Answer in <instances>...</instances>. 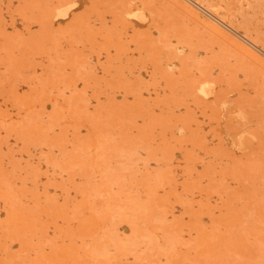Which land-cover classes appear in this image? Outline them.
<instances>
[{"label":"rangeland","instance_id":"374dc122","mask_svg":"<svg viewBox=\"0 0 264 264\" xmlns=\"http://www.w3.org/2000/svg\"><path fill=\"white\" fill-rule=\"evenodd\" d=\"M218 1L217 0L216 1L215 0H206V1L205 0L204 1L203 0L202 1L200 0H0V105H1L0 109H2L0 110V113L2 112L0 114L1 115L0 116V120H1L0 128L2 126V129H0L1 130L0 132L3 134L2 132L3 129L5 131L4 134L9 132V135L6 134L4 136L0 133V145H2L0 146V224H1L0 228H2L0 229L1 230L0 235L5 233L3 234L4 236L3 235L0 236V248H1L0 254L2 253L4 254L0 256V260H1L0 264H10L7 262H10L11 260H12L11 261L12 264L13 263L14 264H25L26 261L28 264H36L37 261L41 262V263L37 262L39 264H45L46 262L47 263L49 262L50 264L51 263L55 264V262L56 264H60V263L61 264L62 263L63 264H76V263L77 264H94V263L101 264V262L102 264H105V262L106 264H157V263H161L162 261L164 262L167 258H168L167 260H170V261L166 260L167 262L165 261V264L167 263L172 264L171 262H173V264H180V263L181 264L183 263L184 264H198L199 258L201 261V260H205L206 257L208 258L207 259V261L209 262L208 264H214L216 260L221 261L224 259L227 261V263L225 260L220 263L224 264L225 262V264H232V261H234L233 264H243V263L252 264V262H254L257 259V261H255L257 263L254 262L255 264L260 263V261H261L260 264H264L263 262L264 261V244H263L264 243V234H263L264 226H262L264 224H261V223H264V80H263L264 79V47H263L264 45L263 43L264 42V37H263L264 36V0H221L219 1V5H218ZM204 2L205 3L210 2L209 5L207 4L208 5L207 8H206L207 5ZM220 2L222 3L224 2L223 4L227 3L228 5L230 3L229 5L230 9L228 5H226L227 7L226 8L224 7L225 5H223ZM120 4L121 5L123 4V7L124 6L125 7L122 8ZM203 4H205V6ZM210 5H212L213 7L212 6L210 7ZM217 7H219L220 9H217ZM119 8L120 9L122 8V10H120ZM229 10L235 11L236 14L232 13V11L229 12ZM117 11H118V14H120V12L121 14L117 15ZM207 11L213 15L216 11L217 13H219V15L216 18V17H213L211 14H209ZM228 14L231 16L235 14L234 16H232V18L233 17L234 18L231 19V16L230 17L228 16L226 18ZM237 16L241 19H238ZM130 17L133 19V21L134 19L136 20L133 22ZM235 20H237L238 22ZM128 22H130V24L133 22L134 24L132 23V25H129ZM240 22H243V23L245 22L244 23L245 25L241 23L243 26L242 28L245 27L244 29H242L241 27L239 28V26L237 27V25H241L239 24ZM141 23L143 25H141ZM254 28H256L257 30L255 31ZM245 31H247L246 34H244ZM252 33H255V34H252ZM261 38H263L262 43L260 41L262 40ZM165 40L167 42L168 40H171V41L167 43ZM259 43L261 44V46H259L260 45ZM167 44H169L168 47H167ZM174 49L176 52L174 51ZM166 52H167V55H165ZM169 55L170 56L172 55L171 58H174V59H171V58L169 59L168 58ZM181 58L182 59L185 58V59L181 60ZM39 59L43 60L41 61L43 63L42 65L41 63H39L40 62ZM55 67H57V69L60 68L61 70L59 71ZM208 70L212 73H209ZM58 71L60 72V74L58 73ZM206 73L210 74L211 76ZM204 76L205 77L210 76V78L206 77L207 79L205 80ZM60 77H62L63 79L62 78L61 79L65 81L64 84L62 83V80L60 79ZM58 78L60 79L61 82H58L59 81ZM209 79L211 80L213 79L212 80L213 82L209 81ZM215 79L219 80V82ZM48 81H51V83ZM214 81H216L217 83L215 84ZM220 81L223 83L221 84ZM74 82H75V85L73 84ZM198 82L200 85L197 84ZM57 83H59L58 84L59 86L57 85ZM61 84H63V87L67 86L66 89L61 87L63 90L65 89L64 90L65 92H63V90L60 88V86H62ZM68 87L69 88L72 87L71 88L72 92H70L71 91L70 89L67 90ZM53 88L54 90H57V89L58 90L53 91ZM59 88L61 89L62 94ZM73 90L74 91L76 90L75 93L73 92ZM45 91H46V95H45ZM57 92H58V95H56ZM68 92L69 94L72 93V95L70 96H73L74 100L72 97L71 98L69 97ZM76 98H78V100ZM98 98L100 99L101 102L98 101L99 100ZM101 98L106 103L105 102L103 103ZM75 100H77V102L78 101L80 102L79 107L81 106L83 107V109L78 108L77 102ZM98 102L101 103L100 104L102 106L101 109H100L101 106L98 105ZM67 104L69 105L70 108L67 107ZM74 104L76 105V107L73 106ZM104 104H107V105L104 106ZM71 106H73V108ZM64 108L66 110L69 109L68 111H70L71 113H72V110L74 112L71 114L70 112L66 111ZM76 108L78 109L76 110ZM76 111H79L80 113ZM65 112H66V115H65ZM43 113H45V115ZM58 113L60 117H56L58 116ZM67 113H70L69 114L70 117H68ZM123 113H126V114L123 115ZM4 116L6 118H4ZM64 116H67L69 120L67 119V117L65 118ZM63 117L67 120L62 121L64 120ZM39 118H42V120ZM87 118L89 119L91 118V121L89 119L87 120ZM49 120L51 122H49ZM53 121L56 123H54ZM57 121H59L60 123H58ZM44 122L45 123L47 122V123L44 124ZM93 122H94L95 128L94 130H90L89 127L91 125H92L91 128H93ZM40 123H41V127H43L44 129L39 126ZM69 123L72 125L73 124L75 125L72 126ZM96 123L97 125H95ZM62 124L65 127L63 126L62 128ZM66 124H69V125H66ZM46 125H48V127ZM53 125L55 126L53 127ZM50 126H52L53 129L50 128ZM134 129L137 132L139 131L138 135L134 134V133H137ZM91 131H93V133ZM70 132L72 133L70 134ZM88 133L91 134V136ZM140 133H141V136H140ZM146 133H149V134L151 133V134L149 135ZM94 134H96L98 137L96 135L94 136ZM29 135L30 137L32 136L33 139L30 138ZM49 135L50 137H53L54 139L52 138L50 139ZM70 135L72 139L69 138ZM84 135H85V139L84 137H82ZM144 135L147 137L149 136V139L152 138L151 139L152 143ZM54 136H56V138ZM101 136L102 138L100 139ZM161 136L164 138V140H166V142L162 141L163 138L161 139ZM4 137L7 139L9 138L10 141L5 139ZM78 137L81 138V139L79 138L81 142L78 141V144H77L76 142H77ZM88 137H91V139ZM28 138H30V140H28ZM67 138L69 139V141L75 140L76 142L75 141L69 142L67 141L68 140ZM82 138H83V141H82ZM105 138H108L109 142L112 140V142L108 143L111 145V147L108 144L107 146L103 144V141H105L104 143L106 144L108 142L107 141L108 139L103 140L102 143H100V141ZM145 138L148 141H147L146 146L144 147L146 148L144 151L143 146L146 143ZM158 138H159V141H161L160 142L161 145L157 143ZM137 139L139 140L137 141ZM4 141H6L7 143ZM45 141H47L48 144L45 143ZM88 141H91L92 145H91V142H88ZM96 141H98V143L101 145H99ZM115 142L117 143L115 144ZM164 142H165V145H163L164 147L163 148L162 143L164 144ZM3 143L5 144L3 145ZM73 143L75 146L71 145ZM95 143H97L96 145H99V147L96 146ZM122 143L126 145H124L123 147ZM154 144L155 145L159 144V145H156V148H155ZM102 145L104 149H105V146L107 149L109 146L111 149H108V150L109 151L111 150V151L105 152L106 150H104V153H103L102 152L103 148H101ZM147 145H149L148 146L149 149L151 147L152 148L154 147V149L151 148L152 150H149L147 148ZM46 146H48L47 148L49 150L46 149ZM113 146H115L116 148L115 147L113 148ZM135 146H137V148ZM157 146L158 147L161 146L162 149L160 150L161 147L158 149ZM57 147L59 150L56 149ZM94 147L98 148L99 151H100V148L102 150L100 152L98 151L97 153L96 149H95L96 151L93 150ZM138 147H139V150L141 148L143 150L139 151V150L134 149V148L138 149ZM20 148L22 149L20 150ZM24 148H25L24 151L26 152L23 151ZM54 148L55 150H53ZM165 148H166V151H165ZM112 149L114 151L117 150L119 152H124V153H120L118 154L119 155L118 156L117 153H115ZM132 149H133V152H132ZM155 149H157L158 151L160 150L161 152L159 151L158 153L157 151H155ZM167 149L168 150L173 149L172 150L173 153L168 151ZM31 150L33 151V153ZM153 150L155 152V156H158L157 157V161L159 160L158 163L161 162L162 159L164 160V158L167 159V161L165 159L164 161H162V163H160L161 166L163 165L162 169L160 168L161 167L160 164L158 165V163L156 162V157L153 154ZM93 151L96 153H94ZM19 152L25 153L26 155L19 154ZM143 152H145L146 155ZM149 152L152 153L151 156L155 158L154 159L152 157V161L150 160L151 156H150V159L149 157L147 159V156L150 155ZM80 153L81 155H83L82 157ZM135 153H137L135 157L136 158L138 157L137 158L138 160H136L134 157ZM164 153H167V154H164ZM106 154L110 156V160H109L110 162L106 161L107 159H109V157H107ZM138 154H140V157L141 155H143L142 156L143 158L142 157L140 158L139 156H137ZM171 154L173 157L171 156ZM17 155H19V159ZM21 155L25 157H21ZM101 155H104V156H101ZM129 155L133 156L135 160L134 159L131 160V156L130 158L126 157V156L129 157ZM165 155L168 156L169 158L171 156L172 159L177 158L178 162L177 160H174V159L172 160L170 158L171 162L166 163L170 160ZM116 156H118V158ZM144 156H146V159ZM79 157L81 158V160H79L80 159ZM104 157L105 159H101ZM114 157H116V160H118L117 163L114 162L115 161ZM28 160H31V161L28 163ZM36 160L40 162H37ZM103 160H105V162ZM147 160L151 162H146ZM84 161H87V164L83 166V163H86ZM102 161L105 164L110 163V165H106V167L108 168L105 167L104 163L102 165L100 163L99 165V162H102ZM142 161L143 163H141ZM176 163H178L179 165H177ZM3 164H5L6 168L4 167ZM112 164L114 165V167ZM115 164L117 165V167H120L119 171L121 175L119 176L118 175L115 176L116 172L117 174L119 173V171H116L118 168L115 166ZM13 165H15V167ZM103 165L104 167H102ZM111 165H112V168H111ZM96 166L98 170L99 169L101 170L97 171ZM99 166L101 168H99ZM2 167H4L3 168L4 171ZM10 167H11V170H10ZM80 167L83 169L84 168L86 169L81 170ZM156 167L158 169H156ZM72 168L76 170V173L74 172L75 170L74 171L72 170ZM88 168H92V170ZM167 168L168 169L173 168L172 170L174 172L170 171L169 169L170 172L167 170L169 172L168 173L165 170ZM112 169L113 170L116 169L115 173L113 174L112 177L110 176L111 178L109 177L110 179H108V174H109L108 171ZM77 170L78 171L81 170V171L78 172ZM89 170L91 172H89ZM103 170L107 172V175H106V172H104ZM159 170L160 171L162 170V171L160 172ZM163 170H165L166 173H168V174H165V176L167 175L166 176L167 179H165V182L170 183L172 181V183H170L172 184L171 185L172 188L168 187L170 186L169 183L164 184L165 182L163 181L164 179L162 178L165 177L163 176L165 172ZM14 171H16V173H14ZM40 171L43 173H41ZM82 171H84L85 173ZM92 171L95 172L94 176L92 175L93 173ZM156 171L158 172L156 173ZM109 172L113 173L114 171H109ZM5 174L6 176H4ZM74 174L77 176H74ZM82 175L85 177H83ZM91 175L94 178L93 177L92 179L90 178V181L92 180L91 183H95V184H92V188L90 185L91 183L89 179L87 178ZM100 176H103V177H100ZM54 177H56V179ZM217 178L219 179L217 180ZM82 179L83 181L84 179L86 180L83 182ZM96 179L98 182H101L99 186H98L97 181L93 182V180L95 181ZM99 179L101 181H99ZM105 179H107L108 181ZM113 179L116 180V183L119 181H120L119 183H122L124 180V183L120 184L119 186L122 185L123 190L124 191L126 190V192L124 191L121 192L120 190H118L119 191L118 192L117 188H121V187L118 186L117 188H114L116 183H114L115 181ZM223 179L224 180L227 179L228 183L226 181L224 182ZM16 180L18 181V183ZM110 180H113V182L112 181L110 182ZM159 180L163 181V183L161 184ZM219 180H222L221 183ZM66 181L68 182L66 183ZM107 182H109L110 184ZM84 183L85 184L88 183V184H86L85 186ZM190 183L192 184L187 185ZM12 184L17 187L16 189L17 191L14 190L15 186L14 188L12 187L10 188V186H13ZM113 184L115 185L113 186ZM222 184H223L222 187L226 185L228 187L227 186L226 188L224 187L225 189L224 190L221 187ZM6 185L7 187H5ZM93 185H97L95 186L96 189L94 188ZM108 185H112L113 187L110 186L109 188ZM173 185H175L177 189L175 186L174 188ZM2 186H4V188H2ZM54 186H56V189ZM128 186H129V189H127ZM160 186H163V187H160ZM24 187H25V190H24ZM101 187L102 188L104 187L105 190L102 189ZM150 187H152V189ZM184 187H185V190H183ZM213 187H216L217 189ZM71 188H72V191H71ZM87 188L88 190H86ZM93 188L95 189V191L92 190ZM106 188L107 189L109 188V189L107 190ZM164 188H166L165 191H164ZM178 188H182V189L180 190ZM83 189L88 192L92 190V192H95L96 195L94 193H92L93 194L92 195L90 194L91 192H89V196H88ZM97 189H100V190L96 192ZM202 189L203 190L205 189V191H203ZM220 189L221 191L224 190V192L225 191L228 192L229 190L230 194L223 192L226 195L224 196V194L220 191ZM34 190L35 192L37 191L38 194L35 193ZM109 190H112L110 196L107 194L110 192ZM160 190L164 191L165 194L167 193L166 195L168 196L170 194L171 195L175 194V195H172V196L170 195L171 197H168L164 193L162 194L161 193L162 191ZM168 190L172 191L173 193H171L170 191L169 193ZM175 190H177L179 194L177 191L174 192ZM9 191L14 193V194L11 193V195L9 194L10 197L8 196V193H6ZM14 191L18 192L20 196L17 195V193H15ZM82 191H84L85 195H83ZM99 191L100 192L104 191L105 195L107 197L109 196L108 199L107 197L105 198L103 192L102 194H100ZM113 191L116 193H114ZM181 191H183V193ZM190 191L192 195H190L189 193ZM198 191H202V192H198ZM234 191H236L235 195H233ZM24 192L26 193V195H24ZM60 192L62 193L60 194ZM220 192L223 195L221 194L219 195L218 193ZM4 193L6 194L4 195ZM236 193H238V195ZM64 194L67 195V198L65 197L66 199L63 197ZM69 194H70L71 199L69 198ZM119 194L124 196L123 200ZM177 194L179 196H177ZM184 194L188 195L187 198L186 196H184ZM239 194H241L242 196ZM13 195H15V197ZM71 195H73L75 198H73ZM114 195H118L117 196L118 198L115 197ZM132 195L134 196V198L132 197ZM195 195L198 197L199 196L201 197L200 199L196 197L197 202L198 203L200 202L199 204L194 201L196 200L194 197ZM231 195L233 196L232 197L233 200L231 198ZM11 196L13 197V199ZM38 196L40 200H36ZM129 196L132 197L131 200ZM162 196L166 198L167 200H169L168 198L174 199V201L175 199H178L176 200L177 202H173V200L171 199L170 200L172 202L169 201V203L171 202L170 203L171 206L170 205L169 206L170 207L173 206L172 208H175L174 210L172 208H169V206H165V203H167L166 205L169 204L166 199L163 200V202H165L164 205L163 203H161L162 199H164ZM174 196H177V197L175 198ZM189 196L190 198L193 197L194 200L193 199L190 200ZM218 196L220 197V200ZM2 197H6V198L8 197V198L2 199ZM19 197L20 198L27 197L26 200L28 201L26 202V200L23 198L24 201L21 199L23 202H20L21 200L19 199ZM84 197L86 201L84 200ZM111 197L114 200H111L112 199ZM127 197H128V200L130 201L125 199ZM143 197L145 198L147 197L148 199L151 198L152 200L148 201L147 199L145 200V198ZM157 197H160V198H157ZM68 198L70 200H68ZM115 198L118 199L119 201L116 200ZM210 198L211 200L213 199L215 203L217 200L216 205L218 206L215 205L216 206L215 207L212 204L214 202L212 201L211 203V201L209 200ZM215 198H218V199H215ZM240 198L243 200L244 198L246 199L244 201L242 200V203H241ZM132 199H134V201L136 200V202H134ZM187 199L190 200V202L193 201L192 203L193 204L196 203V205L198 206L197 207L196 205H193V208L195 210V211L192 210L194 211L193 212L194 216L193 214H191L192 211L191 210H190L191 212L189 211V208L190 207L192 208V205H189L190 202H188ZM207 199L209 202L207 201ZM223 199L226 200V203L229 201L230 205L231 204L233 205L229 206V203H227L228 204L227 206L225 204V200ZM12 200H13V203H12ZM32 200H36V201H32ZM57 200L58 202H56ZM104 200H106V202H104ZM107 200L111 202L110 203L111 206H109L108 204V206L106 207L107 203H109L107 202ZM115 200L117 201V204L119 202V205L115 206V207H118L117 210L115 207H113L114 204L117 205L115 203L116 202ZM64 201L66 202V204L67 203L69 204L65 205ZM131 201H133L135 205L134 203L132 204ZM218 201H221V202L218 203ZM73 202H75L74 205H73ZM140 202L143 203L142 207L144 206L143 207L144 212L142 211V208L141 209L139 208L142 204V203L140 204ZM205 202L207 204H205ZM11 203L14 207L13 206L11 207L10 205ZM32 203H33V206H32ZM56 203L57 205L59 203V207L56 205ZM25 204L26 206L24 207ZM63 204L64 206H61ZM85 204L88 208L84 206ZM102 204L106 208L103 206L101 209ZM219 204L220 206L222 204L225 208L222 206L220 207L221 208L220 210ZM17 205L18 206L20 205V207H18ZM30 205L32 207H35V206L37 207L33 208L35 210H33L32 208L29 210ZM148 205H149V208H148ZM201 205L204 206V208ZM206 205H207V208L208 206H211L215 210L209 207L207 209L208 211H204L206 210V207H205ZM65 206L67 208H64ZM70 206L71 208H69ZM81 206L82 208L85 207V209L84 208L81 209ZM98 207L102 210L101 212ZM108 207H110L112 214L113 213L116 214L114 215V219L112 217L113 215L110 216L111 213H109L110 210ZM134 207L135 209L137 207V210L140 209V214L143 215L144 218L146 217V219H141L143 217H141L139 213L138 214L136 213L137 210H135ZM165 207H167V209ZM195 207H197L198 209L202 207L203 211L200 209L201 210V213H200V210L198 212V210H196L197 208L195 209ZM230 207H231V210H230ZM240 207L242 210L240 209ZM244 207L246 208L248 212L245 211ZM92 208H94L93 210H96V213L95 211L92 212ZM132 208L134 211L131 210ZM144 208H146V210L148 209L149 210L145 211ZM154 208H158V209H154ZM162 208L165 210H163ZM184 208H187V209H184ZM98 209L99 211L97 212ZM150 209L151 210L153 209V210L151 211ZM222 209H226L228 211L225 212L226 210L224 211ZM32 210L33 212H31ZM114 210L115 212H118V213L113 212ZM158 210H159V213L157 212ZM237 210L238 212L242 211L243 213L245 212L247 214L249 213L248 215L246 214L248 217L247 216L245 218L241 217V216H245V214L238 213ZM34 211L37 213H35ZM126 211H128V213ZM129 211L131 212V214H129L130 213ZM141 211L143 213H141ZM160 211L162 212L160 213ZM196 211L198 212L199 215L196 214V218H194L195 219L194 221L193 217H195V213H197ZM222 211L223 213L225 212V213H230L234 215L232 216H230V214L225 215V213L223 214ZM30 212L33 214H31ZM43 212L45 213L47 212L46 214L48 213L49 214L46 215ZM146 212L147 213L149 212V215L151 214L152 217L151 215L149 216L148 214H146ZM166 212L169 214L165 215L167 214ZM215 212L217 216L214 215ZM90 213H92L91 215L93 218L91 217V220L85 219L86 217L90 218L89 217L91 216ZM107 213L109 215V218H112V219H109L108 215H105ZM144 213L146 214V216ZM221 213L223 217L221 216ZM97 214L99 215V218L101 219V221H98L100 219L96 218L98 217ZM153 214L155 215L154 217H153ZM239 214H242V215H239ZM14 215L16 219L13 217ZM51 215H53V218L55 217L54 215H56L55 217L56 219H53ZM81 215H83L85 218H83ZM121 215H123L124 217ZM128 215H132V216H129L127 218ZM138 215L140 217H138ZM147 215L149 217H147ZM156 215L159 216L157 218H160V216H163V217H161L162 219L157 220ZM169 215H171V217L173 216V218L170 219L171 217H169ZM212 215L214 216L215 219L213 218ZM219 215L222 218L219 217ZM249 215H252L251 216L252 220L249 218L250 217ZM45 216H49V217H45ZM104 216L107 217L108 219H105ZM174 216L175 218L177 217L179 220L174 219ZM255 216L257 217L255 218ZM101 217L104 218L103 219L104 222L105 220L106 222L107 220H109V222L108 223L105 222L106 224L104 225V222L102 221ZM34 218L35 220L38 218L37 220L39 221V223H37V225H34V224H36V222L38 221L32 222ZM51 218L54 220V222L53 221L50 222ZM79 218H82L81 220H79L80 222L78 221ZM94 218H96L95 220L98 219L96 223L102 222L103 224L102 225L99 224L100 226L96 223L95 225L97 226L93 224L95 226L93 227V229L95 228L93 231V229H90V228H92L91 227L92 223L95 222L93 221ZM148 218L151 219L152 221L151 220L145 221ZM128 219L131 220V222L128 223L129 227L125 225L127 224L128 221H130ZM155 219L156 221L159 222V223L156 222V225L154 222ZM190 219H192V221ZM29 220L31 223L29 222ZM40 220L46 223L44 224ZM55 220L60 221L59 223L61 225L59 223L58 224L59 226H61L62 229L58 227V224L57 225L55 224L57 223L55 222ZM66 220H68L67 224H66ZM167 220H170V221L174 220V222H172V224L170 225V222L169 223L166 222ZM211 220L213 224L211 223ZM246 220H247V223L249 224L244 222ZM253 220H254V223L257 222L258 224L259 223L260 224L257 226L256 223L255 224L253 223ZM61 221L62 223L64 222L65 224L64 223L62 224ZM226 221H227V224H226ZM240 221H243V222L241 223ZM11 222H15V223H11ZM140 222L142 224H140ZM178 222L180 223L178 224ZM195 222H197V226L200 225L202 229L200 227L195 226L196 224ZM147 223L150 225V228H149V225L147 227ZM40 224L42 226H40ZM32 225L37 226V228L39 226L40 227L38 228V230L36 228L37 230L36 231L35 229H33L34 226L32 228ZM81 225L82 226L84 225V226L81 227ZM119 225L120 227L117 228L116 226H119ZM130 225L134 226L133 227L134 229H132ZM141 225H142V228L140 227ZM151 225L152 227L154 226L153 227L154 229L151 227ZM159 225H161V229L163 230L162 232L167 233L171 229V232L170 231L168 232L170 233V236L165 233L160 234L162 232L160 230ZM172 225L174 226L172 227ZM187 225L193 229H190L189 227H187ZM217 225L218 227L220 225L222 226L218 228ZM254 225L257 226V230H258V232L256 231L257 234L259 233L261 235L262 233L261 236L263 237L257 236V235H255L254 237V233H255L254 230L256 228V226ZM46 226H50V228L49 227L46 228ZM67 226L68 227L70 226V229ZM78 226H80V228ZM164 226L165 227L167 226V227L165 228ZM183 226L185 227L183 228ZM192 226H195V227H192ZM228 226H229V229L225 228ZM247 226H252L255 228L248 227L249 230L251 229V231H248ZM10 227H12V229H10ZM84 227L87 231L84 229ZM126 227L128 229H130L131 227L132 231L130 232L128 229H126ZM13 228L15 229V232ZM27 228L30 229L31 231L28 230ZM40 228L42 229L41 230L42 232L40 231ZM58 228L61 229L60 232ZM103 228H104V232L103 231L101 232ZM136 228H138V230L140 231L138 232ZM187 228H189L190 232H194L195 234L191 233L192 234L191 236L189 230L187 231ZM204 228H207V229H204ZM120 229L125 230V231H119ZM141 229L143 230V232L141 231ZM149 229L151 230L149 231ZM197 229L199 232L197 231ZM214 229H216L217 232ZM240 229L243 230V233H242L243 235L240 233L239 231ZM7 230L9 231L13 230L14 233L10 231L11 234L9 235L7 233H10V232ZM49 230H53L55 233ZM109 230H112V231H109ZM134 230L135 232L140 233V235L141 234L146 235V237L142 236L143 239L139 238L140 235L138 233L133 232ZM156 230L158 231V233ZM219 230L222 232V234ZM44 231L48 233V236H47V233H45ZM83 231L84 233H82ZM108 231L112 233H109ZM113 231H116L117 233ZM206 231L208 233L207 235H205ZM224 231L227 232L228 234L230 233V237L232 236L231 241H229L230 237L227 236L228 234L225 233ZM19 232L23 233L24 235L21 233L20 235H18ZM43 232L45 235H43ZM61 232L63 234H61ZM79 232L80 234H82V236L84 235L86 237L89 234V237L86 239L84 238V236L82 237L79 234ZM122 232H125V233H122ZM147 232H149V234ZM201 232H202V237L200 236ZM244 232H245V235H244ZM248 232L251 235L250 234L248 235ZM107 233H109L110 236ZM112 234L113 236H117V234L119 236L122 235L123 238L121 237L120 239H118L119 241L117 240L116 242L113 240V237L111 239ZM133 234L134 235L137 234L138 236L135 235L136 236L135 237ZM209 234H211L213 238L215 237L216 239H213V238L210 239ZM214 234L215 235L217 234V235L214 236ZM246 234L248 235V238H250V236H253L251 238L255 239L257 243H260V244H257L259 245V247L255 245L257 247V250L255 249L256 247L253 246L255 247L253 248L255 250L252 249L254 251L253 253L251 252V249L249 250V248H252L251 245H254L256 241H254L253 239H249V241H247L248 239H247ZM124 235H127V236H124ZM154 235H156L155 238L157 239V240L155 239V241L159 242L160 245L162 246H159V244L154 241ZM166 235L169 236V238H167ZM197 235L199 239H197ZM204 235L205 237L206 236L207 237L205 238ZM23 236L25 237L24 238L25 240L22 238ZM45 236H47L49 239H47V237ZM132 236H134V238ZM148 236L151 239L153 237L152 241L151 240L149 241L150 238ZM161 236H163L162 237L163 239L161 238ZM80 237H82V239ZM94 237L96 238V241L92 239ZM108 237L111 240H109ZM118 237H115V238H118ZM131 237L133 238V240L136 238V240L132 241V245L129 242L132 240ZM187 237L189 238V241L188 240L186 241V239H188ZM200 237L202 239H200ZM218 237L220 238L222 237L223 241H226L225 238H227V242H224L225 247L222 245L214 244L216 247L215 248L216 250H214L212 249L214 248L213 243L215 242V241L213 242V240H216V243L218 242L219 244L221 243L223 244V242L220 241L221 239H219ZM256 237H259V238H256ZM7 238L9 239L8 242H7ZM124 238H126V241ZM128 238H130L131 240L130 239L128 240ZM147 238L149 239L147 240ZM170 238L172 239L170 243H168ZM178 238L179 240H176ZM26 239L29 241H27ZM88 239L90 241H94V243H89L90 241ZM102 239H106V240L103 241ZM167 239L168 241H165V244H164L163 240H167ZM181 239L183 240L185 239V240L180 241ZM206 239H210L209 240L210 245H209V241H207ZM242 239L243 240L246 239V240L243 242ZM40 240L42 241L44 240L43 241L44 243L42 244V241ZM45 240L46 242H48V245L52 243L53 246L56 247L53 249L52 248L53 246L51 244L49 245L54 251L53 250L50 251L51 248L48 245H45L47 244ZM82 240H84L85 242H83ZM146 240L147 242L149 241V244L146 243ZM194 240L195 242H193ZM200 240L201 242L205 244H207L206 242H208L209 246L201 243ZM235 240L238 243L242 241L241 242L243 243L242 245L245 246L247 244V246L245 247L240 246L241 244L239 243L240 245L237 248L238 243ZM259 240L263 242H260ZM177 241L178 242L180 241V242L177 243ZM15 242L16 243L18 242L17 245ZM35 242H37V244H35ZM96 242L97 244L100 242L99 243L100 246L103 247L102 250L99 245L98 246L96 245ZM102 242L106 243L107 245L103 244L104 246H102L101 245ZM171 242H172V246L175 245L172 251H171V248H172ZM198 242H200L199 246H202L203 249L205 248L204 250H207L206 252H204V250L198 246ZM8 243L10 244V247H8L9 246ZM154 243H156L157 247L159 246L161 248L158 247L156 250V245ZM226 243L230 247L226 248L227 246ZM234 243H236L235 248H233ZM4 244L5 245L7 244L6 247L4 246ZM18 244H20V246ZM40 244H42V247ZM92 244H95L94 246H96V248ZM108 244L110 248H112L113 246L114 249L113 248L109 249ZM119 244L120 246L117 248V245ZM150 244L153 246L155 245V247L153 246L151 247ZM23 245L25 247H23ZM37 245H39L40 247L39 249ZM143 245H146L147 247L149 245L150 248H152L153 250ZM30 246H32L31 247L32 250L30 249ZM35 246L37 248H34ZM89 246L90 247L92 246L91 247L92 252L89 251L90 249ZM126 246L129 247V249L131 248L133 250L134 248H136L137 250L134 249V251L136 252L132 250H128ZM142 246L144 247V249ZM206 246L211 248V249L208 248L209 251L211 250L210 251L211 254L207 253L208 249H206ZM7 247L9 249H6ZM43 247L44 249L46 247H48L47 249L49 248L50 249L45 251L44 253V251H42ZM141 247L144 251L146 250L145 252L147 253H145L141 249ZM190 247L192 249H189ZM240 247H243V249L244 248H248V249L232 250V248L240 249ZM10 248H12L11 249L12 252H10L11 251ZM77 248H79V250ZM115 248H117L116 251L119 252V255L123 254L125 256L124 257L121 255V257H123L121 258L117 254L120 260L124 259L123 261L121 260L120 262L119 258L115 256L116 255ZM121 248L122 250L124 249L127 251H124V250L122 251L120 250ZM179 248L181 249V251ZM197 248L203 251L201 250L199 251L197 250ZM259 248L262 250H259ZM81 249H82V252H81ZM138 249L139 251H142L141 254L143 253L142 255L144 257L140 255L139 252H138L139 253L138 255L137 253ZM176 249L178 250V254L180 253L179 256L182 254L180 256V258L183 256L182 259L178 257V254L176 253L177 252ZM26 250H28V252H26ZM33 250H35L37 253H35V251ZM56 250L57 252H55ZM110 250L111 251L113 250L114 255H112V252ZM158 250H160V252ZM182 250L186 252V255H184L185 252L183 254ZM219 250H221L222 252L225 251L223 252V254H221L223 255V258L222 257L217 258V255L218 257L221 256L219 255L221 253ZM228 250L229 251L232 250V251L229 252ZM245 250L246 251L249 250V251L246 252ZM29 251L31 253L34 252L32 255H35V256H32L31 254H29ZM58 251H60L61 254H58ZM99 251H102V254ZM120 251H122V253H120ZM154 251H157L156 253H161L159 254L161 255L160 260L158 259V257H156V255L158 256V254H155ZM212 251H213V255L217 251L219 253L217 252V255L215 254L216 256L215 257L212 255ZM234 251L236 253L240 251L238 256ZM257 251L260 254L263 252V254H261L263 256L261 257V255L258 254ZM13 252L15 255L13 254ZM40 252H43V253H40ZM49 252L53 253V255L52 254L51 255L54 256L55 258L54 257L52 258L51 255H46V253L50 254ZM127 252L131 255H134V257H137V258L135 259L133 256L131 258L130 257L131 255H129ZM241 252L243 253L240 255ZM10 253L12 254L11 258H10L11 256ZM89 253H92V255L91 254L88 255ZM188 253H190L189 254L190 257ZM199 253H202V254L199 255ZM205 253H207L208 255ZM234 253L236 255H232ZM99 254L101 256H104L106 254L107 255L103 258L101 257L100 259ZM173 254L178 260H174L175 258H173L174 257ZM228 254L229 255L231 254L233 256V260H232V257L231 259H229L230 263L228 262L227 257L230 258L231 255L229 256ZM246 254H248L250 257L252 255L251 259ZM56 255L58 256L57 258H56ZM59 255H61V258H63L62 260L59 257ZM108 255H111V257ZM137 255L142 256V257L138 258ZM153 255L155 257L151 259ZM167 255L168 257H166ZM192 255H195V257ZM205 255L206 257L203 258V256ZM244 255L247 256V258ZM16 256L19 258H17ZM40 256H42V258ZM90 256H94V257H90ZM107 256H108V259H107L108 262H109V259L111 258L110 259L111 261L109 263L105 261L106 260L105 258H107ZM253 256L256 257L255 260ZM47 257L51 259H55L53 260L55 262L53 263L51 259L49 258L47 259ZM95 257L96 258L98 257V259H95ZM186 257L188 260H191L192 262L187 261V259L185 260ZM201 257L203 259H201ZM7 258H8V261H7ZM13 258L16 259V261ZM93 258L95 260H100V262L95 261ZM162 258H164L165 260L164 259L162 260ZM192 258L193 260L196 259L194 260L195 262L196 261L198 262L194 263ZM33 259L35 261H33ZM43 259H46V260H43ZM102 259L103 260L105 259V260L103 261ZM210 259L211 260L214 259L212 263H210L211 262ZM57 260L58 261L60 260V261L57 262ZM93 260L95 262H93ZM182 260L184 261L181 262ZM3 261H5V263H3ZM66 261L70 263H66ZM219 261H216L215 264H217ZM201 262H205V261H201ZM199 264H207V263L205 262V263H199Z\"/></svg>","mask_w":264,"mask_h":264},{"label":"bare ground","instance_id":"6f19581e","mask_svg":"<svg viewBox=\"0 0 264 264\" xmlns=\"http://www.w3.org/2000/svg\"><path fill=\"white\" fill-rule=\"evenodd\" d=\"M200 1H202V0H200ZM203 1H204V0H203ZM205 1H206V0H205ZM215 1H216V0H215ZM217 1H218V0H217ZM219 1H221V0H219ZM219 1H218V5H219ZM196 2H198V1H196ZM200 3H201V2H200ZM202 3H203V2H202ZM204 3H205V2H204ZM209 3H210V2H209ZM209 3L206 2L205 4H206V5H207V4L209 5ZM212 3H213V2H212ZM220 3H222V2H220ZM223 3H224V2H223ZM223 3H222V4H223ZM190 4H191V3H190ZM193 4H195V3H193ZM205 4H203V5L205 6ZM216 4H217V3H216ZM120 5H121V4H120ZM120 5H119V7H120ZM200 5H201V4H200ZM208 5L206 6V8L208 7ZM223 5H225L224 7H226V5H228V4L225 3V4H223ZM229 5H230V3H229ZM229 5H228V6H229ZM232 5H233V4H232ZM196 6H197V5H196ZM211 6H212V5H210V7H211ZM215 6H216V5H215ZM121 7L124 8L125 6L123 7V4H122ZM212 7H213V6H212ZM122 8H121V9L119 8V9L122 10ZM129 8H130V7H129ZM196 8H197V7H196ZM226 8H227V7H226ZM233 8H234V7H233ZM233 8H232V9H233ZM119 9H118V10H119ZM130 9H131V8H130ZM137 9H139V8H137ZM217 9H220V8L217 7ZM229 9H230V6H229ZM123 10H124V9H123ZM140 11H141V10H140ZM202 11H203V10H202ZM205 11H206V10H205ZM216 11H217V10H216ZM216 11H215L214 15L211 14V13H209L208 11H207V12H208L209 14H211L213 17H216V18H217L218 15H219V13H217ZM222 11H224V10H222ZM231 11H232V13H235V14H236L235 11H233V10H231ZM231 11L229 10V12H231ZM236 11H237V10H236ZM123 12H124V11H123ZM126 12H128V11H126ZM199 12H200V11H199ZM219 12H220V11H219ZM131 13H132V12H131ZM134 13H135V12H134ZM134 13H133V14H134ZM120 14H121V12H120ZM120 14H118V11H117V15H120ZM226 14H227V13H226ZM235 14H234V15H235ZM143 15H144V14H143ZM207 15H208V14H207ZM220 15H221V14H220ZM222 15H223V14H222ZM234 15H232V16H234ZM228 16L230 17L231 15L228 14V15L226 16V18H227ZM232 16H231V19L234 18V17L232 18ZM125 17H126V16H125ZM221 17H222V16H221ZM237 17H238V16H237ZM130 18H131V17H130ZM210 18H211V17H210ZM223 18H224V17H223ZM131 19H132V18H131ZM140 19H141V18H140ZM221 19H222V18H221ZM238 19H241V18L238 17ZM242 19H243V18H242ZM120 20H121V19H120ZM135 20H136V19H134V21H135ZM143 20H144V19H143ZM143 20H142V21H143ZM214 20H215V19H214ZM222 20H223V19H222ZM132 21H133V19H132ZM134 21H133V22H134ZM223 21H224V20H223ZM235 21H237V20H235ZM235 21H234V22H235ZM241 21H242V20H241ZM244 21H245V20H244ZM125 22H127V21H125ZM125 22H124V23H125ZM133 22H132V23H133ZM145 22H146V21H145ZM145 22H144V23H145ZM237 22H238V21H237ZM245 22H246V21H245ZM245 22H244V23H245ZM132 23L130 24V22H128L129 25H132ZM136 23H137V22H136ZM225 23H226V22H225ZM241 23H242L243 25H245L243 22H240L239 24H241ZM133 24H134V23H133ZM139 24H140V23H139ZM242 24H241V25H237V27L239 26V28H240V27L242 28V27H243ZM4 25H5V24H4ZM136 25H137V24H136ZM141 25H143V24L141 23ZM246 27H247V26H246ZM252 27H253V26H252ZM235 28H236V26H235ZM244 28H245V27H244ZM244 28H242V29H244ZM248 29H249V28H248ZM252 29H253V28H252ZM252 29H251V30H252ZM254 29H255V31L257 30L256 28H254ZM235 30H237V29H235ZM246 30H247V29H246ZM240 31H241V30H240ZM248 31H249V30H248ZM255 31H254V32H255ZM246 32H247V31H245L244 34H246ZM252 32H253V31H252ZM250 33H251V32H250ZM260 33H261V32H260ZM247 34H249V33H247ZM252 34H255V33H252ZM261 34H262V33H261ZM249 36H250V35H249ZM263 37H264V36H263ZM248 38H250V37H248ZM251 38H252V37H251ZM257 38H258V37H257ZM261 39H262V40H260V41H261V43H262V42H263V38H261ZM166 40H167V39H166ZM166 40H165V41H166ZM246 40H248V39H246ZM169 41H171V40H168V42H169ZM166 42H167V41H166ZM168 42H167V43H168ZM164 43H165V42H164ZM170 43H172V42H170ZM263 43H264V42H263ZM165 44H166V43H165ZM257 44H258V43H257ZM259 44H260V43H259ZM249 45H251V44H249ZM262 45H263V44H262ZM168 46H169V44H167V47H168ZM259 46H261V44H260ZM263 47H264V45H263ZM18 48H19V47H18ZM173 48H174V47H173ZM256 49H257V48H256ZM256 49H255V50H256ZM171 51H172V50H171ZM171 51H170V52H171ZM174 51H175V49H174ZM172 52H173V51H172ZM175 52H176V51H175ZM163 53H164V52H163ZM168 53H169V52H168ZM172 54H173V53H172ZM174 54H175V53H174ZM165 55H167V52L165 53ZM176 55H177V54H176ZM179 55H180V54H179ZM183 55H184V54H183ZM19 56H20V55H19ZM50 56H51V55H50ZM171 56H172V55H171ZM171 56L169 55L168 58L170 59ZM177 56H178V55H177ZM185 56H186V54H185ZM185 56H184V57H185ZM171 59H174V58H171ZM184 59H185V58H183V59L181 58V60H184ZM39 61H40L39 63H41V65H42L43 63H42L41 61H43V60H40V59H39ZM173 62H174V61H173ZM175 62H176V61H175ZM46 64H47V63H46ZM51 64H52V63H51ZM53 64H54V63H53ZM170 64H171V63H170ZM170 64H169V65H170ZM47 65H48V64H47ZM57 65H59V64H57ZM48 67H50V66H48ZM55 68L57 69V67H55ZM56 69H55V70H56ZM57 70L60 71L61 69L59 68V69H57ZM62 70H63V69H62ZM199 70H200V69H199ZM201 70H202V69H201ZM46 71H47V70H46ZM59 71H58V73L60 74ZM63 71H64V70H63ZM208 71H209V70H208ZM61 72H62V71H61ZM204 72H205V71H204ZM206 72H207V71H206ZM58 73H57V74H58ZM209 73H212V72L209 71ZM59 74H58V75H59ZM206 74H208V73H206ZM58 75H57V76H58ZM208 75H210V74H208ZM54 76H55V75H54ZM60 76H62V75H60ZM210 76H211V75H210ZM210 76H208V77L210 78ZM204 77H205V76H204ZM204 77H203V78H204ZM206 77H207V76H206ZM206 77H205V80L208 78V77H207V78H206ZM61 78H62V77H60V79H61ZM71 78H72V77H71ZM58 79H59V78H58ZM58 79H57V80H58ZM60 79H59L58 82H61ZM62 79H63V78H62ZM62 79H61V80H62ZM64 79H65V78H64ZM69 80H70V79H69ZM212 80H213V79H212ZM212 80L209 79V81H212ZM215 80H217V79H215ZM263 80H264V79H263ZM51 81H53V80H51ZM51 81H48V82L51 83ZM66 81H67V80H66ZM78 81H79V80H78ZM209 81H208V82H209ZM217 81L219 82V80H217ZM64 82H65V81L62 80V83H63V84H64ZM83 82H84V81H83ZM212 82H213V81H212ZM214 82H215V84L217 83L216 81H214ZM220 82H221V81H220ZM67 83H68V82H67ZM78 83H79V82H78ZM80 83H81V81H80ZM200 83H201V82H200ZM222 83H223V82H221V84H222ZM52 84H53V83H52ZM52 84H51V85H52ZM58 84H59V83H57V85H58ZM63 84H61L62 86H60V88L62 87V88H65V89H66L67 86H64V87H63ZM73 84L75 85V82H74ZM197 84H199V82H198ZM218 84H219V83H218ZM48 85H49V83H48ZM65 85H66V84H65ZM199 85H200V84H199ZM202 85H203V83H202ZM53 86H54V85H53ZM58 86H59V85H58ZM58 86H57V87H58ZM213 86H214V85H213ZM218 86H219V85H218ZM224 86H225V85H224ZM54 87H55V86H54ZM69 87H70V86H69ZM69 87H68L67 90H69V89L71 90L72 87H71V88H69ZM46 88H48V87H46ZM60 88H59V89H60ZM62 88H61V89H62ZM224 88H225V87H224ZM49 89H50V87H49ZM55 89H56V88H55ZM61 89H60V92H61ZM65 89H64V90H65ZM220 89H221V88H220ZM222 89H223V87H222ZM51 90H52V88H51ZM57 90H58V89H57ZM57 90H54V88H53V91H57ZM62 90H63V89H62ZM64 90H63V92H65ZM204 90H205V89H204ZM228 90H229V89H228ZM228 90H226V91H228ZM233 90H234V89H233ZM233 90H232V91H233ZM46 91H47V90H46ZM46 91H45V95H46ZM49 91H50V90H49ZM75 91H76V90H75ZM75 91L73 90L74 93H75ZM223 91H224V89H223ZM70 92H72V90H71ZM233 92H234V91H233ZM236 92H237V91H236ZM61 94H62V92H61ZM68 94H69V92H68ZM239 94H240V93H239ZM56 95H58V92L56 93ZM70 95H72V93L69 94V97H70V98H71V97L73 98V96H70ZM115 98H116V97H115ZM76 99L78 100V98H76ZM96 99H97V98H96ZM98 99H99V98H98ZM101 99H102V98H101ZM73 100H74V98H73ZM77 100H75V101L77 102ZM91 100H93V99H91ZM98 101H100V99H99ZM102 101H103V99H102ZM238 101H239V100H238ZM30 102H31V101H30ZM32 102H34V101H32ZM66 102H68V101H66ZM78 102H79V101H78ZM78 102H77L78 108L83 109V107H81V106L79 107L80 102H79V103H78ZM100 102H101V101H100ZM104 102H105V101H103V103H104ZM72 103H73V102H72ZM105 103H106V102H105ZM31 104H33V103H31ZM56 104H57V103H56ZM65 104H66V103H65ZM69 104H70V103H69ZM96 104H97V103H96ZM100 104H101V103L98 102V105H99V106H101ZM29 105H30V104H29ZM57 105H58V104H57ZM106 105H107V104H104V106H106ZM0 106H1V105H0ZM73 106L76 107L75 104H74ZM73 106H71V107L73 108ZM67 107L70 108L68 104H67ZM97 107H98V106H97ZM117 107H119V106H117ZM11 108H12V107H11ZM33 108H34V107H33ZM51 108H52V107H51ZM65 108H66V107H65ZM65 108H64V109H65ZM78 108H76V110H77ZM84 108H85V107H84ZM98 108H99V107H98ZM101 108H102V106L100 107V109H101ZM52 109H53V108H52ZM86 109H87V107H86ZM86 109H85V110H86ZM108 109H109V108H108ZM0 110H2V109H0ZM65 110H66V109H65ZM68 110H69V109H68ZM68 110H66V111H68ZM79 111H80V109H79ZM79 111H76V112H79ZM86 111H87V110H86ZM58 112H59V111H58ZM68 112H70V111H68ZM73 112H74V111L72 110V113H73ZM1 113H2V112H1ZM1 113H0V114H1ZM29 113H30V112H29ZM70 113H71V112H70ZM70 113H67L68 117H70V116H69ZM72 113H71V114H72ZM79 113H80V112H79ZM3 114H4V113H3ZM43 114L45 115V113H43ZM74 114H76V113H74ZM121 114H122V113H121ZM124 114H126V113H123V115H124ZM133 114H134V113H133ZM39 115H40V114H39ZM65 115H66V112H65ZM0 116H1V115H0ZM5 116H6V115H5ZM5 116H4V118H6ZM89 116H90V115H89ZM39 117H40V116H39ZM56 117H60V116H59V113H58V116H56ZM64 117L66 118L67 116H64ZM64 117H63V118H64ZM68 117H67V119L69 120ZM133 117H134V116H133ZM33 118H34V117H33ZM33 118H32V119H33ZM61 118H62V117H61ZM61 118H60V119H61ZM65 118H64V120H62V121H66L67 119H65ZM91 118H92V116H91ZM91 118H90V119L87 118V120L89 119V120L91 121ZM128 118H129V117H128ZM134 118H135V117H134ZM1 119H2V118H1ZM39 119L42 120V118H39ZM80 119H81V118H80ZM111 119H112V118H111ZM132 119H133V118H132ZM3 120H5V119H3ZM6 120H8V119H6ZM43 120H44V119H43ZM71 120H72V119H71ZM76 120H77V119H76ZM87 120H86V121H87ZM135 120H136V119H135ZM0 121H1V120H0ZM39 121H40V120H39ZM45 121H46V120H45ZM54 121H55V119H54ZM54 121H53V122H54ZM62 121H61V122H62ZM80 121H82V120H80ZM80 121H79V122H80ZM86 121H85V122H86ZM90 121H89V122H90ZM127 121H128V120H127ZM129 121H130V120H129ZM245 121H246V120H245ZM7 122H9V121H7ZM40 122H41V121H40ZM47 122H48V121H47ZM47 122H46V123H47ZM49 122H51V121L49 120ZM57 122L60 123L59 121H57ZM109 122H110V121H109ZM116 122H117V121H116ZM132 122H133V121H132ZM5 123H6V121H5ZM46 123L44 122V124H46ZM54 123H56V122H54ZM90 123H91V122H90ZM117 123H118V122H117ZM126 123H128V122H126ZM126 123H125V125H126ZM69 124H70V123H69ZM69 124H66V125H69ZM87 124H89V123H87ZM107 124H108V123H107ZM49 125H50V124H49ZM70 125H72V124H70ZM73 125H75V124H73ZM73 125H72V126H73ZM95 125H97V123H96ZM118 125H119V124H118ZM39 126L41 127V123L39 124ZM46 126L48 127V125H46ZM46 126H45V128H46ZM54 126H55V125H53V127H54ZM60 126H61V125H60ZM63 126H64V125L62 124V128H63ZM81 126H82V125H81ZM88 126H89V125H88ZM64 127H65V126H64ZM68 127H69V126H68ZM68 127H67V128H68ZM91 127H92V125L89 127L90 130H94V128H95V127H94V122H93V128H91ZM98 127H100V126H98ZM16 128H17V127H16ZM41 128H43V127H41ZM50 128H52V126H50ZM70 128H71V127H70ZM70 128H69V129H70ZM74 128H75V127H74ZM0 129H2V126H1ZM17 129H18V128H17ZM43 129H44V128H43ZM43 129H42V130H43ZM47 129H48V128H47ZM47 129H45V130H47ZM52 129H53V128H52ZM65 129H66V128H65ZM6 130H7V129H6ZM8 130H9V129H8ZM50 130H51V129H50ZM134 130H135V129H134ZM0 131H1V130H0ZM30 131H31V130H30ZM58 131H59V130H58ZM97 131H98V129H97ZM135 131H136V130H135ZM2 132H3V134H2L1 132H0V133H1L3 136L6 135V134L9 135V132L6 133V134H4V132H5L4 129H3ZM6 132H7V131H6ZM60 132H61V131H60ZM91 132L93 133V131H91ZM136 132H137V131H136ZM25 133H26V132H25ZM48 133H50V132H48ZM57 133H58V132H57ZM71 133H72V132H70V134H71ZM101 133H102V132H101ZM27 134H28V133H27ZM55 134H56V133H55ZM68 134H69V133H68ZM88 134H89V133H88ZM134 134H135V135H136V134L138 135V134H139V131H138L137 133H134ZM146 134H149V133H146ZM150 134H151V133H150ZM150 134H149V135H150ZM152 134H153V133H152ZM25 135H26V134H25ZM57 135H58V134H57ZM89 135L91 136V134H89ZM95 135H96V134H94V136H95ZM153 135H154V134H153ZM153 135H152V136H153ZM51 136H52V135H51ZM94 136H93V137H94ZM96 136H97V135H96ZM99 136H100V135H99ZM140 136H141V133H140ZM140 136H139V137H140ZM144 136H145V135H144ZM154 136H155V135H154ZM6 137H8V136H6ZM27 137H28V136H27ZM29 137H30V135H29ZM49 137H50V135H49ZM54 137L56 138V136H54ZM82 137H84V139H85V135L82 136ZM86 137H87V136H86ZM97 137H98V136H97ZM97 137H96V138H97ZM136 137H137V136H136ZM136 137H135V138H136ZM145 137L148 138V140H150V142H151V139H152V138L149 139V136H148V137L145 136ZM2 138H3V137H2ZM2 138H1V139H2ZM4 138H5V137H4ZM30 138H32V136H31ZM30 138H28V140H30ZM51 138L54 139L53 137H50V139H51ZM69 138H71V135L69 136ZM74 138H75V137H74ZM74 138H73V139H74ZM79 138H80V137H78V139H79ZM88 138L91 139V137H88ZM101 138H102V136L100 137V139H101ZM131 138H132V136H131ZM137 138H138V137H137ZM146 138H145V139H146ZM154 138H155V137H154ZM162 138H163V137L161 136V139H162ZM5 139H7V138H5ZM32 139H33V138H32ZM67 139H68V138H67ZM71 139H72V138H71ZM78 139H77V142H76L75 140H72V141L70 140V141H69V139H68L67 141H69V142H73V141H75V142L78 144V141H80L81 138H80L79 140H78ZM90 139H89V140H90ZM100 139H99V140H100ZM107 139H108V138L102 139V140L100 141V143H102L103 140H107ZM141 139H142V138H141ZM7 140L10 141L9 138H8ZM26 140H27V139H26ZM48 140H49V139H48ZM86 140H87V139H86ZM138 140H139V139H137V141H138ZM148 140L146 139V143L144 144V146L142 145L143 148L146 146ZM156 140H157V139H156ZM42 141H43V140H42ZM82 141H83V138H82ZM107 141H108V142H107L106 144L104 143L105 141H103V144L106 145V146H107L108 143L112 142V140L109 142V139H108ZM114 141H115V140H114ZM141 141H142V140H141ZM153 141H154V140H153ZM157 141H158V142H157ZM157 141H156V142L159 143V144L161 145V143H160L161 141H159V138H158ZM162 141H165V142H166V140H164V138H163ZM1 142H2V141H1ZM4 142H6V141H4ZM37 142H38V141H37ZM60 142H61V141H60ZM75 142H74V143H75ZM80 142H81V141H80ZM88 142H91V141H88ZM94 142H95V141H94ZM96 142L98 143V141H96ZM123 142H125V141H123ZM165 142H164V144L162 143V147H163V145H165ZM6 143H7V142H6ZM45 143H47V141H45ZM74 143L71 144V145H74ZM86 143H87V142H86ZM97 143H95V145H96ZM116 143H117V142H115V144H116ZM129 143H130V142H129ZM151 143H152V142H151ZM4 144H5V143H3V145H4ZM42 144H43V143H42ZM47 144H48V143H47ZM63 144H65V143H63ZM67 144H68V143H67ZM77 144H76V145H77ZM80 144H81V143H80ZM98 144H99V143H98ZM118 144H119V143H118ZM122 144H123V143H122ZM132 144H134V143H132ZM159 144H156V145H159ZM176 144H177V143H176ZM51 145H52V144H51ZM85 145H86V144H85ZM91 145H92V142H91ZM99 145H101V144H99ZM99 145H96V146L99 147ZM108 145L111 147L110 144H108ZM112 145H113V143H112ZM124 145H126V144H123V147H124ZM156 145L154 144V147H155V148H156ZM177 145H178V144H177ZM0 146H2V145H0ZM57 146H58V145H57ZM69 146H70V145H69ZM74 146H75V145H74ZM106 146H105V149H104L103 145H102V147L100 146L101 148H103V151H102L103 153H104V150H106L105 152H107V151H109L108 149H111L109 146H108V149H107ZM116 146H117V145H116ZM131 146H132V145H131ZM131 146H129V147H131ZM137 146H138V145H137ZM137 146H135V147L137 148ZM148 146H149V145H147V148H148ZM152 146H153V145H152ZM42 147H43V146H42ZM47 147H48V146H46V149L49 150ZM87 147H88V145H87ZM114 147H115V146H113V148H114ZM118 147H119V146H118ZM118 147H117V148H118ZM132 147H133V146H132ZM154 147H153V148L151 147V148L154 149ZM157 147H158V146H157ZM160 147H161V146H160ZM160 147H158V149H159ZM162 147L160 148V150L162 149ZM50 148H51V147H50ZM60 148H61V147H60ZM70 148H71V147H70ZM101 148H100V151L102 150ZM115 148H116V147H115ZM126 148H128V147H126ZM136 148H134V149H135V150H139V147H138V149H136ZM151 148H150V149L148 148V149H149V150H152ZM163 148H164V147H163ZM172 148H173V147H172ZM21 149H22V148H20V150H21ZM26 149H27V148H26ZM56 149H58V147H57ZM95 149H96L97 151H96ZM145 149H146V148H144V151H145ZM24 150H25V148L23 149V151H24ZM53 150H55V148H54ZM53 150H52V151H53ZM58 150H59V149H58ZM69 150H71V149H69ZM79 150H80V149H79ZM93 150L96 151L97 153H98V151H99L98 148H96V147H94ZM112 150H113V149H112ZM119 150H121V149H119ZM122 150H123V149H122ZM129 150H130V149H129ZM129 150H128V152H129ZM141 150H143V149L141 148L139 151H141ZM160 150H159V151H160ZM167 150H168V149H167ZM172 150H173V149H172ZM172 150L170 149V150H168V151L172 152ZM176 150H177V149H176ZM18 151H19V149H18ZM31 151H32V150H31ZM60 151H61V150H60ZM60 151H59V152H60ZM81 151H82V149H81ZM94 151H93V152H94ZM100 151H99V152H100ZM110 151H111V150H110ZM110 151H109V152H110ZM113 151H114V150H113ZM139 151H138V152H139ZM146 151H147V150H146ZM155 151H157V152L159 153V151H158L157 149H155ZM165 151H166V148H165ZM165 151H164V152H165ZM24 152H26V151H24ZM70 152H71V151H70ZM73 152H74V151H73ZM96 152H94V153H96ZM109 152H108V153H109ZM114 152L117 153V155L120 154V153H124V152H119V151H117V150L114 151ZM132 152H133V149H132ZM151 152H152V151H151ZM157 152H156V154H157ZM160 152H161V151H160ZM27 153H28V151H27ZM32 153H33V151H32ZM32 153H31V154H32ZM126 153H127V151H126ZM143 153H145V152H143ZM143 153H142V154H143ZM149 153H150V152H149ZM162 153H163V151H162ZM162 153H160V154H162ZM167 153H168V152H167ZM167 153H164V154H167ZM172 153H173V152H172ZM176 153H178V152H176ZM17 154H18V153H17ZM19 154H24V155H26L25 153H21V152H19ZM52 154H53V153H52ZM128 154H129V153H128ZM136 154H137V153L134 154V157H135ZM140 154H141V153H140ZM140 154H138L137 156L140 157ZM147 154H148V153H147ZM153 154H154V156H155V152H154V150H153ZM174 154H175V153H174ZM174 154H173V155H174ZM71 155H72V154H71ZM80 155H81V153H80ZM90 155H91V154H90ZM96 155H97V154H96ZM106 155H107V154H106ZM131 155H132V153H131ZM131 155H129V157H128V156H126V157H127V158H130ZM145 155H146V153H145ZM148 155H149V154H148ZM151 155H152V153H150V155L147 156V159H148V157H149V159H150V156H151ZM169 155H170V154H169ZM17 156H18V159H19V155H17ZM37 156H38V155H37ZM82 156H83V155H81V157H82ZM101 156H104V155H101ZM112 156H113V155H112ZM114 156H115V155H114ZM118 156H119V155H118ZM118 156H116V157L118 158ZM120 156H121V155H120ZM123 156H124V155H123ZM142 156H143V155H141V157H142ZM159 156H160V155H159ZM165 156H166V155H165ZM171 156H172V154H171ZM171 156H170V158H171ZM21 157H25V156L21 155ZM30 157H31V156H30ZM30 157H29V158H30ZM105 157H106V156H105ZM105 157H104V158H101V159H105ZM107 157H109V159H107L106 161H109V160H110V156L107 155ZM116 157H114V158H115V161H114V162L117 163L118 160H116ZM132 157H133V156H131V160L134 159V157H133V158H132ZM141 157H140V158H141ZM144 157H145V159H146V156H144ZM152 157H153V156H151V159H150L151 161H152ZM155 157H156V162L158 163V161H159V160L157 161V157H158V156H155ZM166 157L169 158L168 156H166ZM172 157H173V156H172ZM15 158H16V157H15ZM50 158H51V157H50ZM72 158H73V157H72ZM79 158H80V157H79ZM87 158H88V156H87ZM95 158H97V157H95ZM137 158H138V157H137ZM137 158L135 157L136 160H138ZM140 158H139V160H140ZM142 158H143V157H142ZM153 158H154V157H153ZM159 158H160V157H159ZM161 158H163V157H161ZM170 158H169L170 161H168V162H166L167 159L164 158V160L166 159L165 162H166V163H170V162H171V159H172V158H171V159H170ZM27 159H28V158H27ZM36 159H38V158H36ZM54 159H55V158H54ZM67 159H69V158H67ZM74 159H75V158H74ZM77 159H78V158H77ZM112 159H113V158H112ZM112 159H111V160H112ZM135 159H134V160H135ZM154 159H155V158H154ZM173 159H174V160H177V162H178V159H177V158H176V159L173 158ZM173 159H172V160H173ZM79 160H81V158H80ZM90 160H91V159H90ZM143 160H144V159H143ZM164 160L162 159V161H164ZM17 161H19V160H17ZM30 161H31V160H28V163H29ZM36 161H37V160H36ZM36 161H35V162H36ZM50 161H51V160H50ZM55 161H57V160H55ZM59 161H60V160H59ZM61 161H62V160H61ZM70 161H71V159H70ZM96 161H97V160H96ZM96 161H95V162H96ZM98 161H99V160H98ZM103 161L105 162V160H103ZM103 161H102V162H99V165H100V163H101V165H102V164L104 163ZM151 161L147 160L146 162H151ZM162 161L159 162L158 165H159L160 163H162ZM37 162H40V161H37ZM84 162H86V163H83V166H84L85 164H87V161H84ZM109 162H110V161H109ZM139 162H140V161H139ZM139 162H138V163H139ZM146 162H145V163H146ZM172 162H173V161H172ZM179 162H180V161H179ZM42 163H43V162H42ZM111 163H112V162H111ZM141 163H143V161H142ZM23 164H24V163H23ZM23 164H22V165H23ZM47 164H48V163H47ZM47 164H45V165H47ZM50 164H52V163H50ZM79 164H80V163H79ZM176 164L179 165L178 163H176ZM3 165H4V167H5V164H3ZM6 165H7V164H6ZM20 165H21V164H20ZM24 165H25V164H24ZM24 165H23V166H24ZM38 165H39V164H38ZM104 165H105V167H106V165H110V163H108V164H105V163H104ZM104 165H103L102 167H104ZM112 165H113V164H112ZM112 165H111V168H112ZM173 165H174V164H173ZM11 166H12V165H11ZM13 166L15 167V165H13ZM36 166H37V165H36ZM80 166H81V165H80ZM115 166L117 167L116 164H115ZM160 166H161V164H160ZM162 166H163V165H162ZM162 166L160 167L161 169H162ZM4 167H2V169H3ZM7 167H8V166H7ZM93 167H95V166H93ZM109 167H110V166H109ZM113 167H114V165H113ZM157 167H158V166H157ZM157 167H156V169L159 168V167H158V168H157ZM5 168H6V167H5ZM20 168H21V167H20ZM41 168H42V167H41ZM74 168H76V167H74ZM80 168H81V167H80ZM99 168H101V167L99 166ZM106 168H108V167H106ZM111 168H110V169H111ZM117 168H118V169H117ZM117 168H116L117 170H116V169H114V170H113V169H112V170H109V171H114L113 173H111V172L108 171V173H109V174H108V179H110V178L113 176V174L115 173V170H116V171H119V168H120V167H117ZM2 169H1V171H2ZM7 169H9V168H7ZM23 169H24V168H23ZM50 169H51V167H50ZM66 169H67V168H66ZM77 169H78V167H77ZM82 169H83V168H81V170H82ZM84 169H86V168H84ZM84 169H83V170H84ZM88 169H91V170H92V168H88ZM96 169H97V171L101 170V169L98 170L97 166H96ZM154 169H155V168H154ZM169 169H170V168H169ZM169 169L167 168V169H165V170H166V171H167V170L169 171ZM172 169H173V168H172ZM172 169H170V171H173ZM174 169H176V168H174ZM177 169H178V168H177ZM10 170H11V167H10ZM13 170H14V168H13ZM21 170H22V169H21ZM72 170L74 171L75 169L72 168ZM72 170H71V171H72ZM81 170H79V171H81ZM106 170H108V169H106ZM165 170H163V171L165 172V173L163 174V176H165V174H168V173L170 172V171H169V172L167 171L168 173H166ZM178 170H179V169H178ZM3 171H4V169H3ZM77 171H78V170H77ZM79 171H78V172H79ZM103 171H104V170H103ZM103 171H102V173H103ZM152 171H153V170H152ZM159 171H160V170H159ZM161 171H162V170H161ZM161 171H160V172H161ZM8 172H9V171H8ZM12 172H13V171H12ZM17 172H18V170H17ZM35 172H36V171H35ZM40 172H41V171H40ZM68 172H69V171H68ZM74 172L76 173V170H75ZM82 172H84V171H82ZM82 172H81V174H82ZM85 172H86V170H85ZM85 172H84V173H85ZM87 172H88V171H87ZM89 172H91V171L89 170ZM92 172H93V171H92ZM104 172H106V171H104ZM128 172H129V171H128ZM157 172H158V171H156V173H157ZM160 172H159V174H160ZM173 172H174V171H173ZM4 173H5V172H4ZM6 173H7V172H6ZM14 173H16V171H14ZM19 173H21V172H19ZM41 173H43V172H41ZM51 173H52V172H51ZM93 173H94V174H93ZM93 173H92V175L94 176V175H95V172H93ZM102 173H101V174H102ZM130 173H131V172H130ZM162 173H163V172H162ZM171 173H172V172H171ZM44 174H45V173H44ZM77 174H78V173H77ZM81 174H80V175H81ZM111 174H112V175H111ZM127 174H128V173H127ZM172 174H173V173H172ZM180 174H181V173H180ZM71 175H72V174H71ZM88 175H89V173H88ZM92 175L89 176V177H87V178L89 179V181H90V178L92 179V177H93ZM96 175H97V174H96ZM106 175H107V172H106ZM116 175H118V176L121 175L120 171H119L118 174H117V172H116V173H115V176H116ZM161 175H162V174H161ZM173 175H174V174H173ZM182 175H184V174H182ZM2 176H3V175H2ZM4 176H6V174H5ZM8 176H9V175H8ZM8 176H7V177H8ZM31 176H32V175H31ZM37 176H38V175H37ZM74 176H77V175L74 174ZM82 176H83V175H82ZM86 176H87V175H86ZM110 176H111V177H110ZM163 176H161V177H163ZM166 176H167V175H166ZM166 176H165V177H166ZM83 177H85V176H83ZM83 177H82V178H83ZM100 177H103V176H100ZM100 177H99V178H100ZM109 177H110V178H109ZM124 177H125V176H124ZM146 177H147V176H146ZM159 177H160V176H159ZM165 177L162 178V179H164V180H163L164 182H165V179H167V177H166V178H165ZM169 177H170V176H169ZM174 177H175V176H174ZM176 177H177V175H176ZM54 178L56 179V177H54ZM78 178H79V177H78ZM80 178H81V177H80ZM93 178H94V177H93ZM117 178H119V177H117ZM13 179H14V178H13ZM52 179H53V178H52ZM88 179H87V180H88ZM101 179H102V178H101ZM103 179H104V178H103ZM124 179H125V178H124ZM162 179H160V180H162ZM168 179H169V178H168ZM218 179H219V178H217V180H218ZM85 180H86V179H84V181H85ZM105 180H107V179H105ZM113 180H114V179H113ZM113 180H110V182H111V181L113 182ZM134 180H135V179H134ZM134 180H133V181H134ZM141 180H142V179H141ZM149 180H150V179H149ZM160 180H159V181H160ZM174 180H175V179H174ZM179 180H180V179H179ZM215 180H216V179H215ZM223 180H224V179H223ZM16 181H17V180H16ZM44 181H46V180H44ZM71 181H72V180H71ZM82 181H83V179H82ZM84 181H83V182H84ZM96 181H97V179H96L95 181L93 180V182H96ZM99 181H101V180L99 179ZM107 181H108V180H107ZM114 181H115L114 183H116V180H114ZM125 181H126V180H125ZM156 181H157V180H156ZM163 181H160V183L162 184ZM219 181H220V183H221L222 180H219ZM225 181L227 182V179L224 180V182H225ZM14 182H15V181H14ZM39 182H40V181H39ZM67 182H68V181H66V183H67ZM91 182H92V180L90 181V183H91ZM97 182H98V181H97ZM119 182H120V181H119ZM119 182L116 183V185L118 184L117 186H116L115 184H113V186L115 185L114 188H117L120 184L124 183V180H123L122 183H119ZM180 182H182V181H180ZM187 182H188V181H187ZM17 183H18V181H17ZM46 183H47V182H46ZM69 183H70V182H69ZM100 183H101V182H98V186H99ZM107 183H109V182H107ZM133 183H134V182H133ZM139 183H140V182H139ZM168 183H169V182H168ZM168 183L165 182L164 184H168ZM170 183H172V181H171ZM170 183H169L170 186H168V187H171L172 184H170ZM216 183H217V181H216ZM216 183H215V184H216ZM227 183H228V182H227ZM6 184H7V183H6ZM22 184H23V183H22ZM31 184H32V182H31ZM39 184H40V183H39ZM47 184H48V183H47ZM47 184H46V186H47ZM86 184H88V183H86ZM86 184L84 183L85 186H86ZM92 184H95V183H91V184H90V185H91V188H92ZM104 184H105V183H104ZM109 184H110V183H109ZM125 184H126V183H125ZM128 184H129V183H128ZM164 184H163V185H164ZM179 184H180V183H179ZM191 184H192V183L187 184V185H191ZM12 185H13V184H12ZM49 185H51V184H49ZM81 185H82V184H81ZM159 185H160V184H159ZM176 185H177V183H176ZM193 185H194V184H193ZM195 185H196V184H195ZM14 186H15V185L10 186V188H11V187L14 188ZM20 186H22V185H20ZM28 186H29V185H28ZM32 186H33V184H32ZM78 186H79V185H78ZM93 186H94V188H95V186H97V185H93ZM108 186H109V188H110V186H112V185H108ZM108 186H107V187H108ZM113 186H112V187H113ZM174 186H175V185H173V187H174ZM179 186H180V185H179ZM182 186H183V185H182ZM212 186H214V185H212ZM215 186H216V185H215ZM219 186H220V184H219ZM222 186H223V184L221 185V187H222ZM226 186H227V185H226ZM226 186H224V187L226 188ZM229 186H230V185H229ZM5 187H7V185H6ZM54 187H55V189H56V186H54ZM104 187H106V186H104ZM104 187H103V188L101 187V188L104 189ZM112 187H111V188H112ZM119 187H121L122 190H121V188H117V191L120 190L121 192H123L124 190H123L122 185L119 186ZM124 187H125V186H124ZM135 187H136V186H135ZM160 187H163V186H160ZM175 187H176V186H175ZM175 187H174V188H175ZM194 187H195V186H194ZM224 187H222V188L224 189ZM227 187H228V186H227ZM231 187H233V186H231ZM2 188H4V186H2ZM19 188H20V187H19ZM28 188H29V187H28ZM30 188H31V187H30ZM34 188H35V187H34ZM51 188H52V187H51ZM85 188H86V187H85ZM85 188H84V189H85ZM88 188H89V186H88ZM88 188H87L86 190H88ZM91 188H90V189H91ZM94 188L92 189L93 191H95V189H96V188H95V189H94ZM97 188H98V187H97ZM109 188H108V189H109ZM150 188L152 189V187H150ZM166 188H167V187H166ZM166 188H164V191L166 190ZM171 188H172V187H171ZM187 188H188V186H187ZM207 188H209V187H207ZM213 188H216V187H213ZM222 188H221V189H222ZM16 189H17V187L15 186V189H14V190H16ZM20 189H21V188H20ZM26 189H27V188H26ZM52 189H53V188H52ZM65 189H66V188H65ZM77 189H78V187H77ZM84 189H83V190H84ZM106 189H107V188H106ZM108 189H107V190H108ZM127 189H129V186L127 187ZM130 189H131V188H130ZM138 189H139V187H138ZM167 189H168V188H167ZM176 189H177V187H176ZM178 189L181 190L182 188H178ZM216 189H217V188H216ZM221 189H220V191H221ZM7 190H8V188H7ZM24 190H25V187H24ZM27 190H28V189H27ZM35 190H36V189H35ZM35 190H34V192H35ZM50 190H51V189H50ZM50 190H48V191H50ZM92 190L89 191V192H91L90 194L94 193V194L96 195V193H95V192H92ZM98 190H100V189H97L96 192H97ZM104 190H105V189H104ZM113 190H115V189H113ZM171 190H173V189H171ZM183 190H185V187L183 188ZM188 190H190V189H188ZM188 190H187V191H188ZM202 190H203V189H202ZM208 190H209V189H208ZM218 190H219V188H218ZM224 190H225V189H224ZM224 190L221 191V192L223 193ZM227 190H228V189H227ZM16 191H17V190H16ZM21 191H22V190H21ZM21 191H19V192H21ZM40 191H41V190H40ZM67 191H68V190H67ZM71 191H72V188H71ZM74 191H75V190H74ZM84 191H85V190H84ZM84 191H82V192H83V195H85V194H84ZM109 191H110V192H109ZM109 191H108L109 193H107V194L110 196L112 190H109ZM128 191H130V190H128ZM128 191H127V192H128ZM132 191H133V190H132ZM132 191H131V192H132ZM160 191H162V190H160ZM164 191H162L161 193L163 194ZM169 191H170V190H168V192H169ZM176 191H177V190H175L174 192H176ZM195 191H196V190H195ZM203 191H205V189H204ZM216 191H217V190H216ZM9 192H10V193H9ZM9 192H6V193H8V196L10 197V195H11L12 192H11V191H9ZM14 192H15V191H14ZM28 192H29V191H28ZM43 192H44V191H43ZM85 192H86V194L89 196V192H88V191H85ZM102 192L104 193V191H102ZM102 192L99 191L100 194H102ZM113 192H114V191H113ZM118 192H119V191H118ZM124 192H126V190H125ZM147 192H148V191H147ZM149 192H150V191H149ZM170 192L173 193L172 191H170ZM170 192H169V193H170ZM177 192H178V191H177ZM181 192L183 193V191H181ZM198 192H202V191H198ZM217 192H218V191H217ZM217 192H216V193H217ZM221 192L218 193V194H219V195H220V194L223 195L224 193H229L230 191H229V190H228V192L225 191L223 194H222ZM235 192H236V191H234V194H233V195H235ZM6 193H4V195H5ZM15 193H17V195H19L18 192H15ZM35 193H37V191H36ZM45 193H46V192H45ZM61 193H62V192H60V194H61ZM69 193H70V191H69ZM73 193H74V192H73ZM73 193H72V194H73ZM114 193H116V192H114ZM159 193H160V192H159ZM169 193H168V194H169ZM187 193H188V192H187ZM187 193H186V194H187ZM189 193H190V195H192V194H191V191H190ZM213 193H214V192H213ZM238 193H239V192H238ZM238 193H236V194L238 195ZM9 194H10V195H9ZM12 194H14V193H12ZM27 194H28V193H27ZM30 194H31V192H30ZM30 194H29V195H30ZM37 194H38V193H37ZM146 194H147V193H146ZM164 194H165V193H164ZM166 194H167V193H166ZM166 194H165V195H166ZM178 194H179V192H178ZM178 194H177V196H179ZM229 194H230V193H229ZM17 195H16V196H17ZM24 195H26L25 192H24ZM73 195H74V194H73ZM73 195H71V196H72L73 198H75ZM92 195H93V194H92ZM92 195H91V196H92ZM119 195H120V194H119ZM127 195H128V194H127ZM143 195H144V194H143ZM154 195H155V194H154ZM157 195H158V194H157ZM170 195H171V194H170ZM170 195H169V196L166 195V196L171 197L172 195H175V194H172L171 196H170ZM180 195H181V194H180ZM193 195H194V194H193ZM209 195H210V194H209ZM227 195H228V194H227ZM239 195H241V194H239ZM13 196L15 197V195H13ZM19 196H20V195H19ZM21 196H22V195H21ZM27 196H28V195H27ZM30 196H31V195H30ZM88 196H87V197H88ZM104 196H105V198L107 197V196L105 195V193H104ZM109 196H108V197H109ZM114 196L117 197L118 195H114ZM120 196H121V198H122V200H123L124 196H123V195H120ZM122 196H123V197H122ZM163 196H164V195H163ZM163 196H162V197H163ZM177 196H174V197L176 198ZM184 196H186V198H187L188 195H185V194H184ZM224 196H226V195L224 194ZM241 196H242V195H241ZM241 196H240V197H241ZM11 197H12V196H11ZM63 197H64V198H65V197L67 198V195L64 194ZM87 197H86V198H87ZM108 197H107V199H108ZM129 197H130V200H131L132 197L134 198L133 195H132V197H131V196H129ZM150 197H151V196H150ZM160 197H161V195H160ZM160 197H157V198H160ZM168 197H167V198H168ZM194 197H195V199H196V197H197L198 199L201 198L200 196L198 197V196H196V195H195ZM218 197H219V196H218ZM232 197H233V196L231 195V198H232ZM234 197H235V196H234ZM245 197H246V195H245ZM3 198H6V197H2V199H3ZM7 198H8V197H7ZM7 198H6V199H7ZM23 198H24V197H22V198L19 197L20 200H21V199L23 200ZM33 198H34V196H33ZM59 198H60V197H59ZM66 198H65V199H66ZM69 198H70V194H69ZM69 198H68V200L71 199V198H70V199H69ZM111 198H112V197H111ZM111 198H110V199H111ZM117 198H118V197H117ZM121 198H119V199H121ZM135 198H136V197H135ZM143 198H145V197H143ZM151 198H152V197H151ZM151 198L148 199V198L146 197L145 200H146V199H147L148 201H149V200H152ZM163 198H164V197H163ZM180 198H182V197H180ZM180 198H179V199H180ZM189 198H190V196H189ZM236 198H237V197H236ZM236 198H235V200H236ZM12 199H13V197H12ZM17 199H18V198H17ZM19 199H18V200H19ZM24 199L26 200L27 197L24 198ZM110 199H109V200H110ZM115 199H116V198H115ZM125 199L128 200V197L125 198ZM154 199H156V198H154ZM161 199H162V198H161ZM161 199H160V200H161ZM165 199H166V198L162 199V202H161V203H163V205H164V203H165V202H163V200H165ZM168 199H169V200L166 199V200L168 201V203H169V201H171V200H173V202H177L176 200H178V199H175V201H174V199H171V198H168ZM170 199H171V200H170ZM191 199L194 200L193 197H191L190 200H191ZM203 199H205V198H203ZM203 199H202V200H203ZM215 199H218V198H215ZM245 199H246V198H244V200H245ZM14 200H15V198H14ZM22 200H21L20 202H23V201H24V200H23V201H22ZM36 200H40V199H39V196H38V198H37ZM36 200H32V201H36ZM58 200H59V199H58ZM58 200H57L56 202H58ZM61 200H62V199H61ZM63 200H64V199H63ZM72 200H73V199H72ZM72 200H71V201H72ZM84 200L86 201L85 197H84ZM111 200H114V199L112 198ZM116 200H118V199H116ZM116 200H115V201H116ZM122 200H121V201H122ZM130 200H128V201H130ZM132 200L134 201V199H132ZM160 200H159V201H160ZM190 200L187 199L188 202H190ZM209 200L211 201V203H212V201L214 202V200H213V199L211 200V198H210ZM219 200H220V197H219ZM223 200H225V199H223ZM232 200H233V198H232ZM240 200H241V203H242V200H243V199L240 198ZM244 200H243V201H244ZM27 201H28V200H26V202H27ZM66 201H67V200H66ZM85 201H84V202H85ZM118 201H119V200H118ZM133 201H131L132 204H133L134 202H136V200H135L134 202H133ZM137 201H139V200H137ZM159 201H158V202H159ZM194 201L197 202V199L194 200ZM200 201H201V200H200ZM203 201H204V200H203ZM207 201H208V199H207ZM221 201H222V200H221ZM221 201H218V203L221 202ZM10 202H11V200H10ZM37 202H39V201H37ZM37 202H36V203H37ZM64 202H65V201H64ZM104 202H106V200H104ZM107 202H109V201L107 200ZM150 202H151V201H150ZM158 202H157V203H158ZM171 202H172V201H171ZM171 202H170V203H171ZM192 202H193V201H191L190 204H189V205H192V208L190 207V208H189V211H190V210H191V211L194 210L193 205H196V203L193 204ZM208 202H209V201H208ZM234 202H235V201H234ZM237 202H238V200H237ZM239 202H240V201H239ZM12 203H13V200H12ZM12 203L10 204L11 207L13 206ZM14 203H15V202H14ZM24 203H25V202H24ZM33 203H34V202H33ZM33 203H32V206H33ZM74 203H75V202H73V205H74ZM102 203H103V202H102ZM110 203H111V202L107 203V205L105 204L106 207L108 206V204H109V206H111ZM115 203L117 204V201H116ZM141 203H142V202H140V204H141ZM170 203H169L168 205H166L167 203H165V206H169V205L171 206ZM191 203H192V204H191ZM197 203H198V202H197ZM199 203H200V202H199ZM199 203H198V204H199ZM227 203H229V201H228ZM227 203H226V200H225V204L228 206ZM232 203H233V202H232ZM1 204H2V203H1ZM18 204H19V202H18ZM26 204H27V203H26ZM26 204L24 205V207L26 206ZM29 204H31V203H29ZM29 204H28V205H29ZM39 204H40V203H39ZM64 204H65V205H68L69 203L66 204V202H65ZM64 204L61 205V206H64ZM81 204H82V203H81ZM81 204H80V205H81ZM87 204H88V203H87ZM138 204H139V203H138ZM144 204H145V203H144ZM177 204H178V203H177ZM205 204H207V203L205 202ZM208 204H210V203H208ZM212 204L215 206V205L217 204V200H216V203L214 202V203H212ZM243 204H244V203H243ZM249 204H250V203H249ZM34 205H35V204H34ZM56 205H57V203H56ZM77 205H78V204H77ZM82 205H83V204H82ZM118 205H119V202H118L117 205L114 204L113 207L118 206ZM134 205H135V203H134ZM142 205H143V203L141 204V206L139 205V206H140L139 208H140V209L142 208V211L144 212V210H143V207H144V206L142 207ZM184 205H185V204H184ZM202 205H203V204H202ZM202 205H201V206H202ZM231 205H233V204H231ZM231 205H230V203H229V206H231ZM236 205H237V203H236ZM240 205H242V204H240ZM15 206H16V204H15ZM17 206H18V205H17ZM32 206L30 205L29 210H30L31 208L33 209V208L37 207V206H35V207H32ZM57 206L59 207V203H58ZM57 206H56V207H57ZM84 206H86V204H85ZM103 206H104V205L102 204L101 209H102ZM136 206H137V204H136ZM152 206H153V205H152ZM170 206H169V208H172V207H173V206H172V207H170ZM174 206H175V205H174ZM196 206H197V205H196ZM216 206H218V205H216ZM216 206H215V207H216ZM222 206H223L222 204H221V206H220V204H219V208L222 207ZM251 206H252V204H251ZM13 207H14V206H13ZM18 207H20V205H19ZM27 207H28V206H27ZM75 207H76V206H75ZM99 207H100V206H99ZM99 207H98V208H99ZM104 207H105V206H104ZM106 207H105V208H106ZM132 207H133V206H132ZM146 207H147V206H146ZM154 207H155V206H154ZM177 207H178V206H177ZM186 207H187V206H186ZM197 207H198V206H197ZM197 207H195V209H196ZM202 207L204 208V206H202ZM202 207L199 208V209L197 208L196 210H198V212H199L200 209L203 211ZM205 207H206V210H204V211H208L207 209H208L209 207H211V206H208V208H207V205H206ZM223 207H224V206H223ZM233 207H234V206H233ZM245 207H246V205H245ZM245 207H244V209H245V211H247ZM9 208H10V207H9ZM15 208H16V207H15ZM64 208H67V207L65 206ZM69 208H71V206H70ZM76 208H77V207H76ZM78 208H79V207H78ZM83 208L85 209V207H83ZM83 208H82V206H81V209H83ZM86 208H88V207L86 206ZM105 208H104V209H105ZM108 208H109V210H110L109 213H111L110 216L113 215L112 217H113V219H114V215H116V214H114V213L112 214L110 207H108ZM115 208H116V210H117L118 207H115ZM119 208H121V207H119ZM148 208H149V205H148ZM148 208H147V209H148ZM151 208H152V207H151ZM165 208L167 209V207H165ZM211 208H212V207H211ZM211 208H210V209H211ZM224 208H225V207H224ZM248 208H249V207H248ZM252 208H253V206H252ZM22 209H23V208H22ZM27 209H28V208H27ZM93 209H94V208H92V212L95 211V213H96V210H93ZM96 209H97V208H96ZM99 209H100V208H99ZM99 209L97 210V212L99 211ZM101 209H100V212L102 211ZM134 209H135V207H134ZM140 209L137 210V207H136L135 210H137V212H136L137 214H138V213L140 214ZM144 209H145V211H148V210H149V209L146 210V208H144ZM154 209H158V208H154ZM162 209H163V208H162ZM162 209H161V210H162ZM172 209L174 210L175 208H172ZM184 209H187V208H184ZM184 209H183V210H184ZM212 209L215 210L214 208H212ZM217 209H218V208H217ZM237 209H238V208H237ZM240 209H241V207H240ZM260 209H262V208H260ZM1 210H2V209H1ZM33 210H35V209H33ZM33 210H32L31 212H33ZM109 210H107V211H109ZM112 210H113V208H112ZM131 210L134 211L133 208H132ZM150 210H151V209H150ZM152 210H153V209H152ZM152 210H151V211H152ZM163 210H165V209H163ZM179 210H180V208H179ZM201 210H200V213H201ZM220 210H221V208H220ZM222 210L225 211L226 209H222ZM230 210H231V207H230ZM241 210H242V209H241ZM251 210H252V209H251ZM12 211H13V210H12ZM138 211H139V212H138ZM142 211H141V213H143ZM151 211H150V213H151ZM155 211H156V210H155ZM166 211H167V210H166ZM185 211H186V210H185ZM191 211H190V212H191ZM194 211H195V210H194ZM194 211H192L191 214H193ZM227 211H228V210H226L225 212H227ZM252 211H253V210H252ZM5 212H6V211H5ZM31 212H30V213H31ZM34 212H35V211H34ZM105 212H106V211H105ZM113 212H115V210H114ZM126 212L128 213V211H126ZM129 212H130V211H129ZM157 212L159 213V210H158ZM161 212H162V211H160V213H161ZM167 212H168V211H167ZM167 212H166V213H167ZM181 212H183V211H181ZM181 212H180V213H181ZM187 212H188V210H187ZM190 212H189V213H190ZM196 212H197V211H196ZM198 212L195 213V217H193V220H194V221H195L194 218H196V214L199 215ZM211 212H212V210H211ZM216 212H217V211H216ZM216 212H215L214 215H216ZM220 212H221V211H220ZM225 212H224V213H225ZM229 212H230V211H229ZM237 212H238V210H237ZM247 212H248V211H247ZM253 212H254V211H253ZM12 213H13V212H12ZM12 213H11V214H12ZM35 213H37V212H35ZM43 213H45V212H43ZM46 213H47V212H46ZM46 213H45V214H46ZM63 213H64V212H63ZM85 213H86V212H85ZM115 213H118V212H115ZM119 213H120V212H119ZM154 213H155V212H154ZM189 213H187V214H189ZM217 213H218V212H217ZM222 213H223V211H222ZM222 213H221V216H222ZM224 213H223V214H224ZM231 213H233V212H231ZM238 213H243V212L241 211V212H238ZM13 214H14V213H13ZM31 214H33V213H31ZM31 214H30V215H31ZM48 214H49V213H48ZM48 214H46V215H48ZM86 214H87V213H86ZM91 214H92V213H90V215H91ZM98 214H99V213H98ZM98 214H97L98 217H96V218H99V215H100V214H99V215H98ZM102 214H103V212H102ZM129 214H131V212H130ZM144 214H145V213H144ZM146 214L149 215V212H148V213L146 212ZM146 214H145V216H146ZM168 214H169V213H167V214H165V215H168ZM212 214H213V213H212ZM226 214H230V213H225V215H226ZM235 214H236V213H235ZM243 214H245V216H241V217L245 218L249 213L247 214V213L245 212V213H243ZM246 214H247V215H246ZM259 214H260V213H259ZM16 215H17V214H16ZM35 215H37V214H35ZM38 215H39V214H38ZM42 215H43V214H42ZM105 215H108V213L105 214ZM118 215H119V214H118ZM134 215H135V214H134ZM140 215H141V214H140ZM148 215H147V217H149L151 214H150L149 216H148ZM159 215H160V214H159ZM205 215H206V214H205ZM232 215H234V214H230V216H232ZM239 215H242V214H239ZM254 215H255V214H254ZM33 216H34V215H33ZM51 216H52V218H53V215H51ZM54 216L56 217V215H54ZM57 216H58V215H57ZM81 216H82L83 218H85L83 215H81ZM101 216H102V215H101ZM121 216H123V215H121ZM129 216H132V215H128L127 218H128ZM154 216H155V215L153 214V217H154ZM186 216H188V215H186ZM193 216H194V214H193ZM200 216H201V215H200ZM200 216H198V217H200ZM208 216H209V215H208ZM208 216H207V218H208ZM212 216H213V215H212ZM216 216H217V215H216ZM216 216H215V217H216ZM221 216L219 215V217H221ZM227 216H228V215H227ZM249 216H250L249 218L251 219V216H252V215H249ZM13 217L15 218V215H14ZM23 217H24V215H23ZM36 217H37V216H36ZM36 217H35V218H36ZM40 217H41V216H40ZM45 217H49V216H45ZM55 217H54L53 219H56ZM60 217H61V216H60ZM89 217H90V218L86 217L85 219H88V220L90 219V220H91L92 215L89 216ZM123 217H124V216H123ZM138 217H140V216L138 215ZM141 217H143V215H141ZM151 217H152V215H151ZM151 217H150V218H151ZM157 217H159V216L156 215V218H157ZM161 217H163V216H160V218H157V220H158V219H162ZM164 217H165V216H164ZM166 217H167V216H166ZM169 217H171V215H169ZM190 217H191V216H190ZM190 217H189V218H190ZM198 217H197V218H198ZM203 217H204V216H203ZM222 217H223V216H222ZM222 217H221V218H222ZM228 217H229V216H228ZM247 217H248V216H247ZM256 217H257V216H255V218H256ZM14 218H13V219H14ZM17 218H18V217H17ZM32 218H33V217H32ZM35 218H34V220L32 219L33 221H32V220H31V221H32V222H34V221H35V222L38 221V220H37L38 218H37L36 220H35ZM52 218H51V221H50V220H48V221H50V222L53 221V222H54V220H53ZM92 218H93V217H92ZM96 218H94V220H93V221H95V222L92 223V222L90 221V222L92 223V226H91L92 228H90V229H93V227L97 226V225H95L96 221L98 220V219L95 220ZM101 218H102V217H101ZM104 218H105V219H108V218H109V215H108V218L105 217V216H104ZM104 218H102V221H103ZM117 218H118V217H117ZM167 218H168V217H167ZM167 218H166V219H167ZM172 218H173V216H172L170 219H172ZM189 218H188V219H189ZM201 218H202V217H201ZM213 218H214V216H213ZM217 218H218V217H217ZM239 218H240V217H239ZM10 219H11V218H10ZM15 219H16V218H15ZM20 219H21V218H20ZM60 219H62V218H60ZM71 219H72V217H71ZM71 219H70V221H71ZM81 219H82V218H79L78 221L81 220ZM99 219H100V218H99ZM109 219H112V218H109ZM141 219H146V217H145V218L143 217V218H141ZM148 219H149V218H148ZM148 219L145 220V221H150L152 218L149 219V220H148ZM166 219H165V220H166ZM168 219H169V218H168ZM174 219L179 220L177 217L175 218V216H174ZM214 219H215V218H214ZM223 219H224V218H223ZM234 219H235V218H234ZM41 220H43V219H41ZM41 220H40V221H41ZM68 220H69V219H68ZM68 220H66V224H67ZM118 220H119V219H118ZM128 220H130V219H128ZM135 220H136V218H135ZM190 220L192 221V219H190ZM198 220H200V219H198ZM226 220H228V219H226ZM230 220H231V219H230ZM251 220H252V219H251ZM12 221H13V220H12ZM14 221H15V220H14ZM19 221H20V220H19ZM64 221H65V220H64ZM85 221H86V220H85ZM98 221H101V219L98 220ZM110 221H112V220H110ZM126 221H127V220H126ZM141 221H142V220H141ZM151 221H152V220H151ZM159 221H160V220H159ZM187 221H188V220H187ZM196 221H197V219H196ZM232 221H233V220H232ZM9 222H10V221H9ZM29 222H30V220H29ZM41 222L44 223V224L46 223V222H43V221H41ZM55 222H57V223H55V224L57 225L60 221H58V220L56 221V220H55ZM79 222H80V221H79ZM81 222H82V221H81ZM87 222H88V221H87ZM103 222H104V221H103ZM105 222H106V220H105ZM105 222H104V225H105L106 223H108L109 220H107L106 223H105ZM113 222H115V221H113ZM113 222H111V223H113ZM116 222H117V221H116ZM119 222H120V221H119ZM129 222H131V220L128 221L127 224H125V225L128 226V223H129ZM136 222H137V221H136ZM154 222H155V225H156V222H158V221H156V219H155ZM166 222H168V223L170 222V225H171L172 222H174V220H171V221H170V220H167ZM189 222H190V221H189ZM203 222H204V221H203ZM224 222H225V221H224ZM240 222L242 223L243 221H240ZM244 222L247 223V220L244 221ZM251 222H252V221H251ZM11 223H15V222H11ZM30 223H31V222H30ZM37 223H39V221L36 222V224H34V225H37ZM42 223H41V224H42ZM61 223H62V221H61ZM63 223H64V222H63ZM63 223H62V224H63ZM73 223H74V222H73ZM73 223H72V224H73ZM158 223H159V222H158ZM179 223H180V222H178V224H179ZM195 223H196L195 226H197V222H195ZM211 223H212V220H211ZM232 223H233V222H232ZM246 223H245V224H246ZM253 223H254V220H253ZM255 223H256L257 226L260 224V223L258 224L257 222H255ZM255 223H254V224H255ZM41 224H40V226L43 225V224H42V225H41ZM55 224H54V225H55ZM59 224H60V223H59ZM59 224H58V227L61 228V226H59ZM64 224H65V223H64ZM69 224H70V222H69ZM82 224H83V223H82ZM89 224H90V223H89ZM89 224H88V226H89ZM93 224H94L95 226H94ZM96 224H98V225L101 224V225H102L103 223H102V222H99V223L97 222ZM114 224H115V223H114ZM114 224H113V225H114ZM135 224H136V223H135ZM140 224H142V223L140 222ZM140 224H139V225H140ZM150 224H152V223H150ZM164 224H165V223H164ZM176 224H177V223H176ZM192 224H193V223H192ZM212 224H213V223H212ZM226 224H227V221H226ZM247 224H249V223H247ZM251 224H252V223H251ZM261 224H264V223H261ZM15 225H16V224H15ZM15 225H14V226H15ZM17 225H18V224H17ZM19 225H20V224H19ZM25 225H26V224H25ZM30 225H31V224H30ZM34 225H32V228H33ZM54 225H53V226H54ZM60 225H61V224H60ZM77 225H79V224H77ZM110 225H111V224H110ZM132 225H133V224H132ZM137 225H138V223H137ZM143 225H144V224H143ZM148 225H149V224L147 223V227H148ZM166 225H167V223H166ZM181 225H182V224H181ZM215 225H216V224H215ZM215 225H214V226H215ZM256 225H254V226H256ZM0 226H1V224H0ZM8 226H9V225H8ZM12 226H13V225H12ZM23 226H24V224H23ZM40 226H39V227H40ZM50 226H51V225H50ZM50 226H46V228H47V227L50 228ZM62 226H63V225H62ZM83 226H84V225H83ZM83 226L81 225V227H83ZM99 226H100V225H99ZM99 226H98V227H99ZM106 226H107V225H106ZM121 226H122V225H121ZM130 226H131V225H130ZM159 226H160V230H161V232H162L163 230L161 229V225H159ZM159 226H158V227H159ZM173 226H174V225H172V227H173ZM190 226H191V225H190ZM195 226H192V227H195ZM220 226H222V225H220ZM220 226L218 227V225H217L218 228H220ZM231 226H232V225H231ZM257 226H256V228H255V227H252V226H247V229H248V227L255 228V230L253 229V230L255 231V233H254V237H255V235H257V236H261V235H262V233H261V235H260L259 233H258L259 235L257 234V232H258V230H257ZM262 226H264V225H262ZM3 227H4V226H3ZM39 227H38V228H39ZM44 227H45V225H44ZM67 227H68V226H67ZM78 227L80 228V226H78ZM98 227H97V228H98ZM102 227H103V226H102ZM107 227H108V226H107ZM114 227H115V226H114ZM116 227L118 228V227H120V225H119V226H116ZM122 227H123V226H122ZM128 227H129V226H128ZM131 227H132V229H134V228H133L134 226H131ZM131 227H130V229H131ZM135 227H136V226H135ZM137 227H138V226H137ZM140 227L142 228V225H141ZM151 227H152V225H151ZM153 227H154V226H153ZM153 227H152V228H153ZM155 227H156V226H155ZM164 227H165V226H164ZM166 227H167V226H166ZM166 227H165V228H166ZM169 227H171V226H169ZM184 227H185V226H183V228H184ZM187 227H189V226L187 225ZM197 227H200V225L197 226ZM202 227H204V226H202ZM7 228H8V227H7ZM29 228H30V226H29ZM36 228H37V226H34L33 229L36 230ZM38 228H37V230H38ZM59 228H58V230H59V232H60V230H61L62 228H61V229H59ZM65 228H66V227H65ZM68 228L70 229V226H69ZM104 228H105V227H104ZM104 228H103V230H101V232H102V231L104 232ZM124 228H125V227H124ZM149 228H150V225H149ZM174 228H175V227H174ZM178 228H179V227H178ZM178 228H177V230H178ZM189 228H190V227H189ZM189 228H187V231L189 230ZM200 228H201V227H200ZM213 228H214V227H213ZM218 228H216V229H218ZM225 228H228V229H229V226H228V227H225ZM241 228H242V227H241ZM244 228H245V227H244ZM260 228H261V227H260ZM260 228H259V229H260ZM0 229H2V228H0ZM10 229H12V227H10ZM13 229H14V228H13ZM27 229H28V228H27ZM27 229H26V230H27ZM44 229H45V228H44ZM73 229H74V228H73ZM84 229H85V227H84ZM94 229H95V228H94ZM94 229H93V231H94ZM114 229H116V228H114ZM121 229H122V228H121ZM121 229H120L119 231H125V230H121ZM126 229H128V228L126 227ZM130 229H128V230L131 232L132 229H131V230H130ZM136 229H137L138 232L140 231V230H138V228H136ZM143 229H144V228H143ZM153 229H154V228H153ZM157 229H158V228H157ZM190 229H193V228H190ZM201 229H202V228H201ZM201 229H200V230H201ZM204 229H207V228H204ZM204 229H203V231H204ZM216 229H214V230L216 231ZM262 229H263V227H262ZM26 230H25V231H26ZM28 230H30V229H28ZM37 230H36V231H37ZM41 230H42V229L40 228V231H41ZM85 230H86V229H85ZM112 230H113V229H112ZM112 230H109V231H112ZM150 230H151V229H149V231H150ZM164 230H166V229H164ZM175 230H176V229H175ZM194 230H195V229H194ZM212 230H213V229H212ZM212 230H211V231H212ZM241 230H242V229H240L239 231H240V233L242 234V233H243V230H242V231H241ZM244 230H245V229H244ZM253 230H252V231H253ZM0 231H1V230H0ZM7 231H9V230H7ZM7 231H6V232H7ZM10 231H11V230H10ZM10 231H9V232H10ZM17 231H18V230H17ZM30 231H31V230H30ZM46 231H47V229H46ZM49 231L52 232L53 230H49ZM69 231H70V230H69ZM79 231H80V230H79ZM86 231H87V230H86ZM93 231H92V233H93ZM95 231H96V230H95ZM109 231H108V232H109ZM141 231L143 232L142 229H141ZM145 231H147V230H145ZM154 231H155V230H154ZM156 231H157V230H156ZM167 231H168V229H167ZM169 231L171 232V229H170ZM169 231H168V232H169ZM192 231H193V230H192ZM195 231H196V230H195ZM197 231H198V229H197ZM201 231H202V230H201ZM219 231H220V230H219ZM226 231H227V229H226ZM232 231H233V230H232ZM248 231H251V229H250V230L248 229ZM256 231H257V232H256ZM260 231H261V230H260ZM11 232H13V230H12ZM11 232H10V233H7V234L10 235ZM14 232H15V229H14ZM14 232H13V233H14ZM41 232H42V231H41ZM41 232H40V233H41ZM44 232H45V231H44ZM44 232H43V235H45ZM53 232H54V231H53ZM64 232H65V231H64ZM75 232H76V231H75ZM80 232H81V231H80ZM80 232H79V234H80ZM113 232H116V231H113ZM127 232H128V231H127ZM133 232H135V230H134ZM138 232H135V233H138ZM159 232H160V231H159ZM168 232H167V233L162 232V233H160V234L165 233V234H167V235L170 236V233H168ZM189 232H190V230H189ZM198 232H199V231H198ZM216 232H217V231H216ZM220 232H221V231H220ZM224 232H225V231H224ZM246 232H247V230H246ZM263 232H264V231H263ZM1 233H3V232H1ZM20 233H21V232H19L18 235H20ZM32 233H33V232H32ZM45 233H47V232H45ZM54 233H55V232H54ZM82 233H84V231H83ZM92 233H91V234H92ZM94 233H95V232H94ZM99 233H100V232H99ZM109 233H112V232H109ZM109 233H107V234H109ZM116 233H117V232H116ZM122 233H125V232H122ZM147 233L149 234V232H147ZM155 233H156V232H155ZM157 233H158V231H157ZM183 233H184V232H183ZM191 233L195 234L194 232H190V234H191ZM225 233H227V232H225ZM231 233H232V232H231ZM252 233H253V232H252ZM3 234H5V233H3ZM3 234H2V235H3ZM16 234H17V232H16ZM21 234H23V233H21ZM58 234H60V233H58ZM61 234H63V233L61 232ZM79 234H78V235H79ZM86 234H87V233H86ZM96 234H97V233H96ZM114 234H115V233H114ZM118 234H119V233H118ZM118 234H117V236H113V234H112L111 239H112V237H113V240L117 242L118 239H120L121 237L123 238L122 235L119 236ZM129 234H130V233H129ZM129 234H128V235H129ZM138 234L140 235V233H138ZM150 234H151V232H150ZM198 234H199V233H198ZM200 234H201L200 236L202 237V232H201ZM207 234H208V233H207V231H206V234H205V235H207ZM211 234H212V233H211ZM211 234H209L210 237L208 236L210 239L213 238V236H212ZM221 234H222V232H221ZM227 234H228V233H227ZM238 234H239V232H238ZM249 234H250V233L248 232V235H249ZM263 234H264V233H263ZM2 235H0V236H2ZM23 235H24V234H23ZM32 235H33V234H32ZM43 235H42V236H43ZM55 235H57V234H55ZM80 235L82 236V234H80ZM93 235H94V234H93ZM115 235H116V234H115ZM131 235H132V234H131ZM133 235H134V234H133ZM135 235L138 236L137 234H135ZM135 235H134V236H135ZM167 235H166V236H167ZM178 235H179V233H178ZM181 235H182V234H181ZM205 235H204V237H205ZM216 235H217V234H216ZM216 235L214 234V236H216ZM219 235H220V234H219ZM242 235H243V234H242ZM242 235H240V236H242ZM244 235H245V232H244ZM246 235H247V234H246ZM248 235H247V239H248L247 241H249V239H253V238H251V237H253V236H250V238H248ZM250 235H251V234H250ZM252 235H253V234H252ZM3 236H4V235H3ZM21 236H22V235H21ZM47 236H48V233H47ZM47 236H45V237H47ZM83 236H84V235H83ZM83 236H82V237H83ZM109 236H110V234H109ZM118 236H119V237H118ZM124 236H127V235H124ZM134 236H132V237L134 238ZM136 236H135V237H136ZM142 236H145V237H146V235L141 234V235L139 236V238H142ZM149 236H150V235H149ZM149 236H148V237H149ZM152 236H153V235H152ZM155 236H156V235H154V241H155V239H156ZM166 236H165V237H166ZM169 236H167V238H169ZM186 236H187V235H186ZM186 236H185V237H186ZM191 236H192V234H191ZM195 236H196V235H195ZM227 236L230 237V233H229ZM18 237H19V236H18ZM82 237H80V238L82 239ZM88 237H89V234L87 235V237L84 236V238H86V239H87ZM91 237H93V236H91ZM91 237H90V238H91ZM95 237H97V236H95ZM95 237H94V238H95ZM101 237H102V236H101ZM115 237H118V238H115ZM128 237H129V236H128ZM132 237H131V238H132ZM145 237H144V238H145ZM158 237H160V236H158ZM162 237H163V236H161V238H162ZM183 237H184V236H183ZM183 237H182V238H183ZM201 237H200V239H202ZM204 237H203V238H204ZM206 237H207V236H206ZM206 237H205V238H206ZM223 237H224V236H223ZM231 237H232V236H231ZM231 237H230L229 241H231V239H232ZM261 237H263V236H261ZM261 237H260V238H261ZM22 238L24 239L25 237L23 236ZM90 238H89V239H90ZM94 238H92V239H93L94 241H96V238H95V239H94ZM108 238H109V237H108ZM133 238H132V240H131L130 238H128V240H129V239L131 240V241H129V242L131 243V245H132V241L136 240V238H135L134 240H133ZM149 238H150V237H149ZM149 238H147V240H148ZM161 238H160V239H161ZM176 238H177V237H176ZM180 238H181V237H180ZM187 238H188V237H187ZM194 238H195V237H194ZM218 238L221 239L220 241H222L223 244H222V243L219 244L218 242L216 243V240H213V242L215 241V242L213 243L214 248H212V249H214V250H216V249H215L216 247H215L214 244H218V245H222V246H224V242H227V238H225L226 241H223L222 237H221V238L218 237ZM236 238H237V237H236ZM245 238H246V237H245ZM256 238H259V237H256ZM47 239H49V238L47 237ZM77 239H79V238H77ZM89 239H88V240H89ZM92 239H91V240H92ZM111 239L109 238V240H111ZM115 239H116V240H115ZM124 239H125V241H126V238H124ZM142 239H143V238H142ZM145 239H146V238H145ZM152 239H153V237H152ZM152 239L150 238L149 241H150V240L152 241ZM162 239H163V238H162ZM164 239H166V238H164ZM171 239H172V238H170L169 241H168V239H167V240H163L164 242H163V241H161V242H163V243L165 244V241H168V243H170ZM174 239H175V238H174ZM174 239H173V240H174ZM185 239H186V238H185ZM185 239H184V240H185ZM197 239H199L198 235H197ZM210 239H206V240L209 241ZM213 239H216V238L214 237ZM219 239H218V240H219ZM243 239H244V238H243ZM243 239H242V240H243ZM24 240H25V239H24ZM26 240H27V239H26ZM75 240H76V239H75ZM88 240H87V241H88ZM102 240L105 241L106 239H102ZM128 240H127V241H128ZM147 240H146V243L149 244V241L147 242ZM156 240H157V239H156ZM176 240H179V238L176 239ZM182 240H183V239H181L180 241H182ZM184 240H183V241H184ZM187 240L189 241V238L186 239V241H187ZM204 240H205V239H204ZM204 240H202V241H204ZM238 240H239V239H238ZM245 240H246V239H245ZM245 240H243V242H244ZM253 240L256 241L255 239H253ZM8 241H9V239L7 238V242H8ZM27 241H29V240H27ZM27 241H26V242H27ZM40 241H42V240H40ZM43 241H44V240H43ZM43 241H42V244L44 243ZM77 241H78V240H77ZM77 241H76V242H77ZM82 241L85 242L84 240H82ZM82 241H81V242H82ZM89 241H90V240H89ZM94 241H90L89 243H94ZM114 241H113V242H114ZM118 241H119V240H118ZM174 241H175V240H174ZM180 241H179V242H180ZM190 241H191V240H190ZM196 241H198V240H196ZM229 241H228V242H229ZM232 241H233V240H232ZM235 241H236V240H235ZM240 241H241V240H240ZM250 241H251V240H250ZM259 241H260V240H259ZM3 242H5V241H3ZM10 242H11V241H10ZM10 242H9V243H10ZM26 242H25V244H26ZM45 242H46V240H45ZM81 242H80V244H81ZM129 242H128V244H129ZM155 242H156V241H155ZM175 242H176V241H175ZM179 242L177 241V243H179ZM193 242H195V240H194ZM200 242H201V240H200ZM200 242H198V246L200 245ZM236 242H237V241H236ZM241 242H242V241H241ZM241 242H239L241 245L237 242V243H238V244H237L238 246L236 245L237 248L239 247V245H240V246H244V245H242L243 243H241ZM251 242H252V241H251ZM260 242H263V241H260ZM9 243H8V244H9ZM12 243H13V242H12ZM15 243H16V242H15ZM17 243H18V242H17ZM17 243H16V245H17ZM23 243H24V242H23ZM23 243H22V244H23ZM27 243H28V242H27ZM40 243H41V242H40ZM46 243H47V244H45V245H48V242H46ZM99 243H100V242H99ZM99 243L97 244V242H96V245H97V246H98V245L100 246ZM106 243H107V241H106ZM106 243H103V242H102L101 245L104 246L103 244H106ZM150 243H151V242H150ZM156 243H158L159 246H162V245H160L159 242H156ZM156 243H154V244L156 245ZM177 243H176V244H177ZM188 243H189V242H188ZM201 243H203V242H201ZM206 243H207V244H205V243H203V244L208 245V242H206ZM13 244H14V243H13ZM13 244H12V245H13ZM25 244H24V245H25ZM30 244H31V243H30ZM32 244H33V243H32ZM35 244H37V242H35ZM42 244H40L41 247H42ZM50 244L53 246L52 243H50ZM50 244H49V245H50ZM86 244H87V242H86ZM115 244H116V243H115ZM123 244H124V243H123ZM133 244H134V242H133ZM152 244H153V243H152ZM174 244H175V243H174ZM174 244H173V245H174ZM181 244H182V243H181ZM183 244H184V243H183ZM185 244H186V243H185ZM228 244H229V243H228ZM232 244H233V242H232ZM235 244H236V243H234V245H233L234 247L232 246L233 248H235ZM245 244H246V242H245ZM253 244H254V242H253ZM257 244H260V243H257V241H256L254 245H251V244H250L252 248H249V250L251 249V252H252V253L254 252L253 250H255V249L257 250V247H259V245H257ZM263 244H264V243H263ZM6 245H7V244H6ZM6 245L4 244L5 247H6ZM18 245L20 246V244H18ZM24 245H23V247H25ZM49 245H48V246H49ZM54 245H55V244H54ZM78 245H79V244H78ZM92 245L94 246L95 244H92ZM106 245H107V244H106ZM106 245H105V247H106ZM111 245H112V244H111ZM111 245H110V246H111ZM126 245H127V244H126ZM146 245H147V244H146ZM146 245H143V246H146ZM155 245L153 246V245L150 244L151 247H152V246L155 247ZM167 245H168V244H167ZM167 245H166V246H167ZM193 245H194V244H193ZM193 245H192V246H193ZM209 245H210V241H209ZM209 245H208V246H209ZM211 245H212V244H211ZM226 245H227V243H226ZM248 245H249V244H248ZM255 245H256L257 247H256ZM27 246H28V245H27ZM37 246H38V249H39V248H40L39 245H37ZM79 246H80V245H79ZM119 246H120V244L117 245V248H118ZM121 246H122V245H121ZM123 246H124V245H123ZM128 246H129V245H128ZM143 246H142V247H143ZM150 246L148 245L149 248H150ZM159 246H158V247H159ZM171 246H172V242H171ZM171 246H170V247H171ZM174 246H175V245H174ZM174 246H172L171 251L173 250V247H174ZM192 246H191V247H192ZM208 246H206V249L210 248V247H208ZM213 246H212V247H213ZM216 246H217V245H216ZM222 246H221V247H222ZM245 246H247V244H246ZM245 246H244V247H245ZM253 246H255L256 248L253 247ZM1 247H2V246H1ZM5 247H4V248H5ZM8 247H10V244H9ZM8 247H7L6 249H9ZM31 247H32V246H30V249H31ZM49 247H50V246H49ZM77 247H78V246H77ZM87 247H88V245H87ZM91 247H92V246H91ZM91 247L89 246V248H90L89 251H90V252H92V250H91L92 248H91ZM94 247L96 248V246H94ZM100 247H101V246H100ZM108 247H109V244H108ZM126 247H127V246H126ZM130 247H132V246H130ZM142 247H141V249H142ZM146 247H147V246H146ZM146 247H145V248H146ZM148 247H147V248H148ZM158 247H157V245H156V250H157ZM191 247H190L189 249H192ZM196 247H197V245H196ZM199 247L202 248V246H199ZM224 247H225V246H224ZM227 247H230V246L227 245L226 248H227ZM248 247H250V246H248ZM4 248H3V249H4ZM26 248H28V247H26ZM34 248H37V247L35 246ZM47 248H48V247H46V248H45L46 250H45L44 247H43V248H42V251H44V253H45V251L49 250L51 247H50L49 249H47ZM52 248L54 249V248H56V247L53 246ZM52 248L50 249V251L53 250ZM75 248H76V247H75ZM97 248H99V247H97ZM102 248H103V247H101V250H102ZM112 248H113V246H112ZM112 248L109 247V249H112ZM117 248H115V251L117 250ZM123 248H124V247H123ZM127 248H128V250H132L131 248L129 249V247H127ZM127 248H126V249H127ZM159 248H161V247H159ZM219 248H220V247H219ZM233 248H232V250H244V249H248V248H244V249H243V247H240V249H233ZM241 248H242V249H241ZM253 248H255V249H253ZM0 249H1V248H0ZM11 249H12V248H10V250H11ZM66 249H67V248H66ZM77 249L79 250V248H77ZM83 249H85V248H83ZM105 249H107V248H105ZM109 249H107V250H109ZM113 249H114V248H113ZM134 249L137 250L136 248H134ZM134 249H133L132 251H134ZM139 249H140V247H139ZM139 249H138L137 253L139 252L140 255H142L143 253L141 254L142 251H139ZM143 249H144V247H143ZM143 249H142V250H143ZM150 249H152V248H150ZM179 249H180V248H179ZM202 249H203V248H202ZM204 249H205V248H204ZM204 249H203V250H204ZM210 249H211V248H210ZM220 249H221V248H220ZM252 249H253V250H252ZM4 250H5V249H4ZM24 250H25V249H24ZM31 250H32V249H31ZM31 250H30V251H31ZM62 250H63V249H62ZM120 250H122V248H121ZM123 250H124V249H123ZM123 250H122V251H123ZM147 250H149V249H147ZM152 250H153V249H152ZM154 250H155V248H154ZM176 250H177V249H176ZM197 250H199V248H197ZM200 250H201V249H200ZM200 250H199V251H200ZM203 250H201V251H203ZM222 250H223V248H222ZM226 250H227V249H226ZM232 250H231V251H232ZM249 250H248V251H249ZM259 250H262V249L259 248ZM30 251H29V254L32 255L34 252L31 253ZM33 251H35V250H33ZM53 251H54V250H53ZM64 251H65V250H64ZM110 251H111V250H110ZM110 251H109V252H110ZM122 251H120V253H122ZM124 251H127V250H124ZM132 251H130V252H132ZM143 251H144V250H143ZM145 251H146V250H145ZM145 251H144V252H145ZM158 251L160 252V250H158ZM165 251H166V249H165ZM180 251H181V249H180ZM188 251H189V250H188ZM206 251H207V250H204V252H206ZM210 251H211V250H210ZM210 251H209V249H208V252H207V253H208V254H209V253L211 254ZM219 251L221 252L219 255H221V254H223V252H225V251L222 252L221 250H219ZM228 251H229V250H228ZM231 251H229V252H231ZM245 251H246V250H245ZM248 251H246V252H248ZM0 252H1V251H0ZM6 252H7V251H6ZM10 252H12V250H11ZM26 252H28V250H26ZM55 252H57V250H56ZM62 252H63V251H62ZM81 252H82V249H81ZM99 252H101V254H102V251H99ZM99 252H98V253H99ZM104 252H105V251H104ZM111 252H112V255H114V254H113V250H112ZM116 252H117V253H116ZM116 252H115V254H116L115 256H117L118 258H119V256L121 257V255L124 256L123 254L119 255V252H118V251H116ZM134 252H136V251H134ZM152 252H153V251H152ZM154 252H155V254H158V256L156 255V257H158V259L160 260L161 255H159V254H161V253H156L157 251H154ZM182 252H183V254H184L185 251L182 250ZM189 252H190V251H189ZM194 252H195V251H194ZM217 252H218V251H217ZM217 252L214 253V255H213V251H212V255H213V256H215V254L217 255ZM229 252H227V253H229ZM234 252H235V251H234ZM239 252H240V251H238L237 253L235 252V253L237 254V256H238ZM243 252H244V251H243ZM243 252H241L240 255H241ZM261 252H262V251H261ZM35 253H37V252L35 251ZM40 253H43V252H40ZM49 253H50V252H49ZM78 253H79V252H78ZM106 253H107V252H106ZM127 253H128V252H127ZM139 253H138V255H139ZM145 253H147V252H145ZM145 253H144V255H145ZM170 253H171V252H170ZM176 253L178 254V250H177ZM195 253H196V252H195ZM207 253H205V254H207ZM218 253H219V252H218ZM235 253L232 254V255H236ZM255 253H256V252H255ZM257 253L260 254L258 251H257ZM2 254H3V253H2ZM2 254H0V256H1ZM10 254H11V253H10ZM13 254H14V252H13ZM27 254H28V253H27ZM29 254H28V255H29ZM51 254L53 255V253H50V254H47V253H46V255H51ZM54 254H55V253H54ZM58 254H61L60 251H58ZM58 254H57V255H58ZM90 254L92 255V253H89L88 255H90ZM103 254H105V253H103ZM109 254H111V253H109ZM117 254H118L119 256H118ZM128 254H129V253H128ZM128 254H127V255H128ZM179 254H180V253H179ZM179 254H178V257L180 258V256H181L182 254H181L180 256H179ZM189 254H190V253H188V255H189ZM200 254H202V253H199V255H200ZM208 254H207V255H208ZM261 254H263V252H262ZM261 254H260V255H261ZM3 255H4V254H3ZM14 255H15V254H14ZM41 255H42V254H41ZM52 255H51V257L53 258L54 256H52ZM57 255H56V258L58 257ZM65 255H66V253H65ZM67 255H68V253H67ZM88 255H87V256H88ZM106 255H107V254H106ZM106 255L101 256V255L99 254L100 259H101V257L103 258V257H105ZM129 255H131V254H129ZM129 255H128V256H129ZM135 255H136V253H135ZM138 255H137V256H138ZM171 255H172V254H171ZM184 255H186V252H185ZM195 255H196V254H195ZM195 255H192V256L195 257ZM228 255H229V254H228ZM228 255H227V256H228ZM230 255H231V254H230ZM230 255H229V256H230ZM232 255L230 256V258L227 257L229 263H230V260H229V259H231V257H232V260H233V256H232ZM240 255H239V256H240ZM246 255H248V254H246ZM255 255H256V254H255ZM32 256H35V255H32ZM42 256H43V255H42ZM42 256H40V257L42 258ZM108 256L111 257V255H108ZM108 256H107V258H105L106 260L104 259L105 261H107V263H109V262L111 261V260H110L111 258H110V259H109V262H108V260H107V259H108ZM132 256L134 257V255H131L130 257L132 258ZM142 256H143V255H142ZM142 256H138V258H141ZM146 256H147V255H146ZM159 256H160V257H159ZM162 256H163V254H162ZM173 256H174V254H173ZM192 256H191V257H192ZM210 256H211V255H210ZM210 256H208V257H210ZM213 256H212V257H213ZM244 256H245V255H244ZM244 256H243V257H244ZM262 256H263V255H261V257H262ZM4 257H5V256H4ZM11 257H12V254H11L10 258H11ZM16 257H17V256H16ZM59 257L61 258V255H59ZM90 257H94V256H90ZM124 257H125V256H124ZM143 257H144V256H143ZM150 257H151V256H150ZM150 257H149V258H150ZM153 257H155V256L153 255V256L151 257V259H153ZM166 257H168V255H167ZM182 257H183V256H182ZM182 257H181L180 259H182ZM184 257H185V256H184ZM189 257H190V255H189ZM197 257H198V255H197ZM205 257H206V255L203 256V258H205ZM215 257H216V256H215ZM220 257L223 258V255H221V256H219V257H218V255H217V258H220ZM243 257H242V259H243ZM245 257L247 258V256H245ZM248 257L251 259L252 255H251V257L248 255ZM261 257H260V258H261ZM17 258H19V257H17ZM33 258H34V257H33ZM48 258H49V257H47V259H48ZM54 258H55V257H54ZM80 258H81V257H80ZM80 258H79V259H80ZM113 258H114V257H113ZM121 258H123V257H121ZM134 258L136 259L137 257H134ZM145 258H146V257H145ZM173 258H175L174 260H178L175 256H174ZM203 258L201 257V259H203ZM222 258H221V259H222ZM253 258H254V260H255L256 257L253 256ZM253 258H252V259H253ZM13 259H14V258H13ZM34 259H35V258H34ZM34 259H33V261H35ZM37 259H38V258H37ZM49 259H51V258H49ZM62 259H63V258H61V260H62ZM87 259H88V258H87ZM90 259H92V258H90ZM93 259H94V258H93ZM95 259H98V257H97V258L95 257ZM95 259H94V260H95ZM115 259H116V257H115ZM147 259H148V258H147ZM154 259H155V258H154ZM163 259H164V258H162V260H163ZM167 259H168V258H167ZM167 259H166V260H167ZM170 259H171V258H170ZM186 259H187V257L185 258V260H186ZM189 259H191V258H189ZM207 259H208V258L206 257L205 260H201V261H205V262L208 264L209 262L207 261ZM3 260H4V258H3ZM14 260L16 261V259H14ZM43 260H46V259H43ZM53 260H55V259H51V261L54 263L55 261H53ZM94 260H93V262H95V261H99V262H100V260H95V261H94ZM102 260H103V259H102ZM104 260H103V261H104ZM119 260H120V258H119ZM119 260H118V261H119ZM121 260L123 261L124 259H121ZM121 260H120V262H121ZM164 260H165V259H164ZM166 260H165V261H166ZM171 260H172V259H171ZM192 260H193V258H192ZM194 260H196V259H194ZM194 260H193L194 263L198 262V261L195 262ZM197 260H198V259H197ZM210 260H211V259H210ZM210 260H209V261H210ZM213 260H214V259H213ZM213 260H211L210 263H212ZM224 260H225V259H224ZM224 260H221V261L216 260V261H219L218 263H220V262H222V261H224ZM258 260H259V258H258ZM7 261H8V258H7ZM7 261H6V262H7ZM11 261H12V260H11ZM11 261H10V262H7V263L12 264ZM51 261H50V262H51ZM59 261H60V260H59ZM59 261L57 260V262H59ZM165 261H164V262L162 261L163 263H162L161 261H160V262H161L162 264H165ZM167 261H170V260H167ZM167 261H166V262H167ZM179 261H180V260H179ZM183 261H184V260H182L181 262H183ZM187 261H191V260H188V259H187ZM201 261H200V258H199V263H205V262H201ZM216 261H215V262H216ZM225 261H226V260H225ZM255 261H257V259H256ZM255 261H254V262H255ZM0 262H1V260H0ZM37 262H39V261H37ZM37 262H36V264L41 263V262H39V263H37ZM158 262H159V261H158ZM177 262H178V261H177ZM191 262H192V261H191ZM215 262H214V264H215ZM233 262H234V261H232V264H233ZM254 262H252V264H253ZM258 262H259V261H258ZM263 262H264V261H263ZM3 263H5V261H3ZM26 263H27V261H26ZM26 263H25V264H26ZM29 263H30V262H29ZM32 263H33V262H32ZM44 263H45V262H44ZM64 263H65V262H64ZM66 263H70V262H67V261H66ZM96 263H97V262H96ZM103 263H104V262H103ZM154 263H155V262H154ZM156 263H157V262H156ZM161 263H157V264H161ZM171 263L173 264V262H171ZM175 263H176V261H175ZM199 263H198V264H199ZM218 263H217V264H218ZM226 263H227V261H226ZM255 263H257V262H255ZM255 263H254V264H255ZM260 263H261V261H260ZM260 263H258V264H260ZM13 264H14V263H13ZM27 264H28V263H27ZM45 264H50V263H49V262H48V263L46 262ZM51 264H52V263H51ZM55 264H56V262H55ZM60 264H61V263H60ZM62 264H63V263H62ZM76 264H77V263H76ZM94 264H95V263H94ZM98 264H100V263H98ZM101 264H102V262H101ZM105 264H106V262H105ZM167 264H169V263H167ZM180 264H181V263H180ZM183 264H184V263H183ZM220 264H222V263H220ZM224 264H225V262H224ZM243 264H245V263H243ZM247 264H248V263H247ZM249 264H250V263H249Z\"/></svg>","mask_w":264,"mask_h":264}]
</instances>
